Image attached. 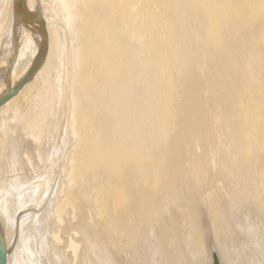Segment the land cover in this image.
<instances>
[{
    "label": "bare ground",
    "instance_id": "obj_1",
    "mask_svg": "<svg viewBox=\"0 0 264 264\" xmlns=\"http://www.w3.org/2000/svg\"><path fill=\"white\" fill-rule=\"evenodd\" d=\"M14 1V5L15 6H17V2H16V0H13ZM46 0H24L23 2H22V6H24L25 4H29L32 8H33V12L34 13H31L30 11H28V13L27 14H25L26 12H27V8L26 7H24V13H22V14H25V15H13L12 17H11V19H10V23H9V26H8V32L6 33V32H4V34L2 33V39H0L1 41H0V43L1 42H3L1 45V48H0V95H2L5 91H6V89H7V86L9 85L10 87L12 86V85H14L25 73H26V71H27V69H28V67L31 65V63L33 62V60H34V58H35V55H36V52L38 51V49H39V43H40V37H39V24H38V22L36 21V16H37V13L40 15V17L42 18V20L44 21V24H45V29H46V50H45V55H44V57H43V60H42V62H41V64H40V66L38 67V69L36 70V72L34 73V75L32 76V78L18 91V92H16L15 94H13L10 98H8L7 100H6V102L0 107V117H1V114H2V111L3 110H5V109H8V110H11V111H14V115H17L18 113H17V104H19L20 102H24V104H26V102H27V105H28V108L29 107H36L37 105H38V101H40V100H42L43 101V106L41 105V110H39V111H37V113L35 114L36 116H35V118L34 119H38V118H40L41 117V115H42V113H45V111L48 109V108H50V106L52 105V103H53V100H55V102H58V101H60L61 99L63 100L64 99V97H66V96H68V94L66 95L65 94V92H67L66 90L65 91H61L62 89H60V90H58L59 88H60V83H59V79H57V82H56V84L54 85H52V89H50L51 87L49 86V84L47 83V86H46V89H45V91L43 92V94L40 96V100H38V95L37 94H35L33 97L35 98V102L33 103V104H28V102H29V100H30V98L32 97V95H33V83H35V81L36 80H38V79H40V77H41V75H42V73H43V71H44V68H45V66H46V64L48 63V61H50V59H57L60 63H61V58L63 57V55H64V49H65V45H67V44H65V42H63L62 40H60L59 38H58V41H57V38H56V35L52 32L53 30L51 29V27H50V15H49V7L47 6V5H49V3L46 5L45 2ZM50 0H48V2H49ZM58 1V3H59V5H61V11H62V13H64V20H65V22H66V24H67V26H68V28H69V32L72 30V32H73V29H74V33H72V32H70V34L72 33V36H70L71 38H68V39H70V45H71V47H72V49H73V51H74V54H73V64H72V67L69 69L70 70V73L69 72H67V74L69 73V77H70V80H71V82H70V94H69V97L68 98H70L69 99V107H68V104H66L65 106H67V108L68 109H70V110H72V115H71V121H70V123H71V125L70 126H73L72 127V131H71V134H72V138H76V140L78 139V143L76 142V144H78V146L79 147H76L75 149H77V150H73L74 152H75V154L74 153H72V155H75V157L74 156H72L71 155V153H70V156L73 158H69L70 160V162H71V164H69V165H72V169H71V178L73 179L72 181H74V180H76V179H80L79 181H81V179H86L87 177H89V176H91L93 173H94V176H95V172H99L100 173V171H97V169L99 170V169H102L103 168V170L101 171V174H102V172H103V174H107V176L106 175H103V176H106V177H101L102 179L100 180V178L99 177H97V176H99V175H97L96 177H94V178H99V180L98 181H96V182H98L99 183V181H100V183L103 181V182H105V180H107L108 182H112V179H114V183L115 184H113V183H109V185L108 186H106L105 187V185L103 186L104 188H102V186H98L97 187V189H102V190H99L100 192L99 193H96V195L97 194H100L99 196H96L95 195V193H94V195L96 196V199L94 200V198H93V200H94V202L97 200V197H98V202H101L102 204V207H101V205L100 204H98V202L96 203L97 205H99L101 208H103V212H104V209L105 208H107L108 206V204H109V202H108V204H107V202L105 201V199H107V196L108 195H110L111 193V196L113 197L112 198V202H110V203H112V205H113V202H114V207L115 208H122V209H125L126 208V210H128L129 211V208H131V206H129V208L127 209V207L126 206H128V204L127 203H129L128 201V198L130 197V196H132L133 197V195L134 194H132V190L129 192L128 191V187L130 188V185L132 184L133 185V183H135L136 181V179L138 178H141L137 183H138V185L140 186H138V185H136V183H135V185L136 186H138V188H140V189H137V190H141V188H144L145 189V187H146V185H147V183L146 182H148V180H146V179H144V176H148V174L150 175V172L152 171L151 170V168L152 169H154V166L152 167V165H151V163H153L154 164V162L155 161H157V160H162V161H160V162H166L167 160V156L170 154V156H173L174 157V155L173 154H176L177 153V150L179 151L180 150V148H182V150H183V152H181L182 154L184 153V149L183 148H185L184 147V145L183 146H180V144H179V142H175V143H170L171 141V139L170 138H172L171 136H170V134H171V131H172V129H171V127H173V125H175L176 124V122L177 121H181V123L183 122L182 120H184L185 118H186V115H187V113H188V111H190V109H192L193 111L192 112H194V114H200L201 112L203 113V111L202 110H204L205 108H204V105L206 106H208V108H207V112L206 113H212V111H209L210 110V108H209V103H211V101H212V103H213V101L216 99V97H218V94H217V91H220L221 92V94H223L224 95V89L222 90L221 88L219 89V90H217L216 91V95H215V92L212 90L213 89V86H211V80H212V78H214L215 77V79L217 78L216 77V75L218 76V74L219 73H221V76L223 75V72L220 70V72H218V74H211V73H207L206 71V74H205V72H203V75H204V78L203 79H201V76H200V79L202 80V82H204V84H205V86H204V84H202L201 83V85H199V82H198V85H197V87L198 86H204V89L207 91V92H214L213 94H214V96H216L215 98H214V96H213V99L212 98H208L210 95H207V98L205 97L206 96V93L205 94H203L205 91L203 90V88H202V94H201V96L200 95H198V96H200V97H202L203 98V95H204V97H205V99H206V101L208 102V100L207 99H209L210 100V102L209 103H206L205 104V102H204V105L202 104L203 102H199V101H197V99H196V101H194L195 99H194V93H196L195 91L196 90H194V93H193V88L192 87H189V88H187L186 90H185V88L184 87H182V89L184 88V92L181 94V95H179L180 93H178L176 96L174 95V83H175V81H176V79H175V75L177 74V76H178V74H179V76H181V72L183 71L184 72V70H185V68L187 69L188 68V66H189V64L191 63L190 61H192L194 58H195V56H194V54H193V58H191L190 60H189V62H188V64H187V57H186V55L184 54V53H182V52H180V50H182L181 49V47L180 46H182V43L183 42H185V40L189 37V35H192L191 37H192V39H193V49L195 48L194 47V45H198L199 43H196L195 44V39L197 40V41H199L200 43H203V44H205V48L207 47V46H212V47H208V48H206L207 50H210L209 48H213L212 50H214L212 53V55H211V57H212V59H211V61H214L213 62V64L212 65H214V68H217L216 66H215V64L220 68V66L221 65H224V62L226 63V61H228L227 59H226V57H225V60L226 61H223L222 62V60H221V57L223 58V52L225 51V52H228V53H231V56H233V58H234V63H233V65L232 64H230L231 65V68H232V71H233V69L236 67L237 68V66L238 67H240V68H242L243 70H242V72H243V74L244 75H246V78H247V86L245 87L246 88V90H245V93H244V89H243V93L244 94H242V96H243V98H241V96H240V101L238 102V99H239V95H238V99H237V92H236V94L234 93V95L236 96L235 98L237 99V101L236 100H232V99H234L233 97H234V95L232 96L231 95V93L233 94V92H235V90L233 89V92L231 91V93H230V90L232 89V88H234V81H233V78H234V71H233V78H232V81H233V83L231 84V85H233V87L229 90V93H230V95L232 96V98H229V102H231V107L229 106V107H227L226 106V104H225V98H228L229 97V93H228V91H226V93H228V95L226 94V97H224V99L221 97V94H220V97H221V99L224 101V106H226V113H229L228 114V116H230V112H231V114H233V111H235V113L234 114H236V117H234V118H232L231 116L229 117V119L230 118H232V119H234V121L233 120H231L230 122H237L238 120H235V118L236 119H238V118H240L242 121H240L239 123H243V125H242V127H241V125H240V127H239V129L241 128V130H238L237 132L239 133V131H243V133H244V135H245V139H244V141H242L241 142V140H238V139H240V136H242L243 137V133H241V135L239 134H236V133H234V131H233V133L235 134V135H238V136H236V140H235V138H233L235 141H236V143L238 142V141H240L239 143L240 144H242L241 146H240V148L239 147H237V146H239L240 144H236L237 146H234V150H236L235 148L237 147V149H239V150H242V149H246V151H245V153H246V155H248V156H250L251 157V154H254L252 151H254V147L251 149V144H256V143H258L259 144V147L257 146V148L262 152V154L264 155V114L262 113V111L264 110V72H262L264 69H262L261 71H260V69L263 67L264 68V0H57ZM82 1V3L81 4H78L79 6H81L82 4H83V8H84V10H83V13L81 14H79L78 15V13H77V15L73 12V5L74 4H77L78 2L80 3ZM75 6H77V5H75ZM18 7V6H17ZM76 8V7H75ZM16 9V8H15ZM78 9V8H77ZM76 9V10H77ZM79 9H80V7H79ZM17 10V9H16ZM88 10H90V11H88ZM19 11V10H18ZM76 12V11H75ZM79 12H81V9H80V11ZM237 16V17H236ZM28 17V18H27ZM76 19H78V21H77V23L75 22L74 23V21H76ZM257 24V25H256ZM257 26V27H256ZM243 32H248V34H249V36L248 35H246L245 37H243V39L241 38H239V35H240V37H242L243 36ZM36 33H37V36H36ZM243 33V34H242ZM69 34V35H70ZM242 35V36H241ZM1 37V36H0ZM190 38V37H189ZM67 39V40H68ZM192 39H191V42H192ZM189 40V39H188ZM189 42H190V40H189ZM181 44V45H180ZM184 44V43H183ZM190 44V43H189ZM188 44V45H189ZM191 45V44H190ZM189 45V46H190ZM196 45V46H197ZM186 46V45H185ZM192 46V45H191ZM200 47H202V46H204V45H202L201 46V44L199 45ZM183 47V49L185 50V48H184V46H182ZM188 47V46H187ZM186 47V48H187ZM198 48V49H201V48ZM203 48V47H202ZM196 49V48H195ZM198 49H197V51H198ZM190 51H191V49H189ZM187 51V52H186ZM186 51H185V53H187L190 57H191V55H192V53L193 52H195V51H191V52H189L188 53V49H186ZM202 51V50H201ZM204 52H207L206 50H204ZM207 53H209V51L207 52ZM210 53H211V51H210ZM184 54V55H183ZM226 55V54H225ZM200 56L202 57V55H201V52H200ZM209 56V55H208ZM227 56V58H228V56L229 55H226ZM231 56L229 57L230 58V60H231ZM237 57H239L238 58V60H237ZM78 58V59H77ZM203 58V57H202ZM207 58V57H206ZM233 58H232V61H233ZM186 59V60H185ZM188 59H189V57H188ZM208 59V58H207ZM196 60V59H195ZM197 60H198V57H197ZM201 61H202V59H201ZM201 61H199L200 62V64H201ZM211 61H209L210 62V64L212 63ZM203 62L204 63H206V67H207V69H210V72H212L211 71V68H212V66H211V68H209V66H207L208 64H207V62H206V60H205V58L203 59ZM60 63H59V66H60ZM185 63V64H184ZM231 63V62H230ZM132 65H134V66H132ZM191 65V64H190ZM194 65V63L192 64V66ZM199 65V64H198ZM205 65V64H204ZM226 65V64H225ZM85 67L84 69L82 68V67ZM195 66L197 67V64H195ZM200 66V65H199ZM202 66H203V63H202ZM227 66H229V64H227ZM62 67V66H61ZM134 68V70L131 72V74H130V71H129V69L130 68ZM196 67H195V70H196ZM15 68H17L18 70L20 69V71L17 73V74H15V73H13V72H10V70L11 69H15ZM59 68V67H58ZM194 68V67H193ZM203 69H204V67H202ZM225 68V66L223 67V69ZM231 68H230V66H229V69L228 70H231ZM131 70V69H130ZM194 70V71H195ZM215 70V72H216V69H213V71ZM217 70H219V69H217ZM226 70H227V67H226ZM225 70V72L224 73H226V72H228V71H226ZM235 70H237V69H235ZM257 70V71H256ZM60 71V70H59ZM63 71V70H62ZM187 71V74H188V71L190 72V69L189 70H186ZM202 71V70H201ZM237 72H240V70L238 69L237 70ZM61 73V72H60ZM59 73V74H60ZM129 73V74H128ZM186 73V72H185ZM196 73L198 74V72H193L192 74H186L187 76H189V79L187 80V82H191L192 83V81H194V79H195V76H196ZM201 73V72H200ZM229 74V76H231V73L232 72H228ZM175 74V75H174ZM227 74V73H226ZM63 75V74H62ZM213 75H214V77H213ZM228 75H227V79H228ZM236 75H238V77H240V74H238V73H236ZM12 76V77H11ZM183 76V75H182ZM224 76H225V74H224ZM223 76V80H226V78ZM186 76L184 75V78L182 77V79L181 80H179V82L178 81H176L178 84L179 83H181L182 82V80H184V79H186V78H188V77H186ZM203 77V76H202ZM238 77H236V78H238ZM241 79L243 80V75H241ZM59 78V77H58ZM221 78L220 77H218V79H220L221 80ZM246 78H245V80H246ZM136 79H139L138 81V83L135 81ZM198 79V78H197ZM235 79V78H234ZM177 80H178V78H177ZM196 80V79H195ZM204 80V81H203ZM220 80H215V84H216V86H217V83H219L220 82ZM217 81V82H216ZM219 81V82H218ZM228 81H229V79H228ZM237 81H240L239 80V78H238V80ZM135 82L137 83V86H134V84H135ZM186 82V83H187ZM224 82V81H223ZM227 82V81H226ZM224 83V85H223V87L225 86V85H227V83ZM236 82V81H235ZM62 83V82H61ZM184 83H185V80H184ZM190 83V84H191ZM196 83V82H195ZM222 82H220V84H221ZM231 83V77H230V82H229V84ZM6 84H8V85H6ZM133 84V85H132ZM177 84V85H178ZM194 85V84H193ZM244 85V80H243V83L241 84V81H240V84H239V87H241V86H243ZM246 85V84H245ZM192 86V85H191ZM222 86V84L219 86V84H218V88L219 87H221ZM179 87H180V85H179ZM188 87V86H187ZM210 87H211V90L210 91H208L209 89H210ZM231 87V86H230ZM238 87V86H237ZM236 86H235V88H236V90L239 88H237ZM62 88V87H61ZM227 88L229 89V86H227ZM69 89V88H68ZM179 89V88H178ZM182 89H180L181 90V92L183 91ZM198 89V88H197ZM201 89V88H200ZM215 89V88H214ZM241 89H242V87H241ZM241 89L239 90L238 89V91H240V93H241ZM223 92H222V91ZM226 90V89H225ZM176 91H177V87H176ZM201 91L199 90H197V92H200L201 93ZM61 92H62V94H61ZM64 93V94H63ZM69 93V92H68ZM219 93V92H218ZM55 94V95H54ZM197 94V93H196ZM63 95H66V96H64L63 97ZM179 95V96H178ZM192 95H193V99H192ZM54 96L56 97V99L54 98ZM180 97V99H178V98H176V97ZM228 96V97H227ZM220 97H218L217 99L219 100V98ZM33 98V99H34ZM59 98V99H58ZM197 98V97H196ZM32 99V100H33ZM65 99H67V98H65ZM198 99L201 101V98H199L198 97ZM204 99V100H205ZM216 99V100H217ZM203 100V101H204ZM233 102H232V101ZM34 101V100H33ZM67 101H68V99H67ZM222 101V102H223ZM226 101H228V99L226 100ZM215 102V101H214ZM217 102V101H216ZM246 102H248V105H246L245 103ZM212 103H211V105H212ZM236 103V104H235ZM217 104H218V102H217ZM227 104H229V103H227ZM235 105L236 106V110L234 109L233 110V108H235V107H233L232 105ZM179 106V105H181L182 107V111H181V109H179L180 110V114L178 113V114H176L175 113V111H174V108H176V106ZM219 105V104H218ZM203 106V107H202ZM214 106H215V104H214ZM214 106H211V108L213 107L214 108ZM223 106V107H224ZM34 107L32 108V109H34ZM217 107V106H216ZM215 107V108H216ZM219 107V106H218ZM220 107H221V103H220ZM219 107V108H220ZM26 108V107H25ZM28 108H26V110L28 111L29 109ZM219 108H217V110H219ZM227 108H232V110L230 109L228 112H227ZM66 109V108H65ZM19 110V109H18ZM69 110V111H70ZM176 110V109H175ZM213 110V112H214V109H212ZM216 110V109H215ZM220 110H221V108H220ZM222 110H223V108H222ZM68 111V112H69ZM174 111V112H173ZM177 112H179L178 111V108H177ZM205 112V111H204ZM218 112V111H217ZM70 113V112H69ZM69 113H67V114H69ZM201 113V114H202ZM221 113V112H220ZM222 113H223V111H222ZM225 113V112H224ZM223 113V114H224ZM237 113H239V114H237ZM64 114L66 115V113L64 112ZM193 114V113H192ZM191 114V115H192ZM204 114V113H203ZM219 113H214L213 115H218ZM222 114V115H223ZM191 115H189L190 117H191ZM206 115H208V114H206ZM212 115V116H213ZM221 115V114H220ZM225 115H227V114H225ZM224 115V116H225ZM248 115V116H247ZM200 116V115H199ZM199 116H196V117H199ZM205 117V115H202V117ZM209 116H211V114L210 115H208V119H209ZM211 116V117H212ZM215 116V118H217ZM233 116H235V115H233ZM246 118V119H244V117ZM23 117H24V115H23ZM26 117V116H25ZM24 117V118H25ZM66 117V116H65ZM188 117V116H187ZM193 117H195V116H193ZM202 117H200V119H202ZM49 118V117H48ZM192 118V117H191ZM214 118V117H213ZM228 118V117H227ZM244 120H243V119ZM65 119V118H64ZM193 119H196L197 120V118H192V120ZM207 117L205 118V121H203L202 123H206V121H208V123H211L214 119H207ZM220 119H222V118H220V116H219V120L218 121H220ZM225 119H226V117H225ZM18 120V119H17ZM33 120V119H32ZM31 119H30V117H28L23 123L24 124H27V125H29L30 126V124H31V121H32ZM189 120V119H188ZM210 120H212V121H210ZM223 120H224V118L221 120V122H222V124H225L226 122H228V120L226 119V122L224 121L223 122ZM65 121V120H64ZM184 121H187V120H184ZM193 121H195V120H193ZM201 121V120H200ZM215 121V120H214ZM20 122H21V120H20ZM68 122V121H67ZM188 122V121H187ZM198 122V121H197ZM220 122V123H221ZM232 122V123H233ZM19 123V122H18ZM32 123H34V124H32L33 125V128H34V131L33 132H31V135H32V138L33 139H38V138H40L41 139V137L40 136H42L41 134L42 133H44V129H43V127H44V124H45V118L43 117L42 119H40V120H36V121H33ZM69 123V122H68ZM69 123V124H70ZM195 123V122H194ZM199 123V122H198ZM216 125H212V126H210L209 124H202V125H205V127H206V125L208 126L209 125V127L207 128L206 127V129H208L209 130V128L211 127V130H212V127L213 126H216L215 128L213 127V129H214V131H211L212 133H214L215 131H217V132H219L220 133V135H221V132H222V130H220V129H230V128H232V129H230V130H228V132L230 131V132H232V130H233V126H229L228 128L226 127L225 128V125H223L222 126V124L220 125L221 127H219V128H217L218 126V124H219V122H217L216 121ZM187 124H189V122L187 123ZM197 124V123H196ZM195 124V125H196ZM215 124V123H214ZM229 124H231V123H229ZM66 125V124H65ZM64 125V126H65ZM183 125V124H182ZM185 125V124H184ZM192 125V124H191ZM194 125V124H193ZM193 125L192 126H190V127H193ZM197 125L199 126L200 125V127H199V129H198V127H197ZM196 126H195V128H197V130L198 131H196V129H195V133H198V136L200 135V134H202V132L204 133V131L203 130H206V129H203L204 128V126H201V122H200V124H197ZM231 125H235V124H231ZM180 127H181V125H179ZM236 126H237V124H236ZM238 126H239V124H238ZM237 126V127H238ZM27 127V126H26ZM32 126H30V128H31ZM67 127V126H66ZM106 127H108L107 129H106ZM177 127V126H176ZM179 127V128H180ZM189 127V126H188ZM189 127V128H190ZM237 127H235L234 126V129H237ZM175 128V127H174ZM184 128V130L185 129H187V127H183ZM194 128V127H193ZM219 129V131L218 130H215V129ZM242 129H244V130H242ZM174 130V129H173ZM179 130V129H178ZM187 130H189V129H187ZM194 130V129H193ZM207 131V130H206ZM179 132H180V130H179ZM185 132H186V130H185ZM184 132V133H185ZM190 132L192 133V130H190ZM190 132H186V133H188V134H190ZM207 132H210V131H207ZM211 132H210V134H211ZM227 132V130H226V133H228ZM236 132V131H235ZM172 133H173V131H172ZM176 133L177 132H175V136H176ZM183 133V132H182ZM183 133V134H184ZM225 133V131H223V134ZM71 134H68L69 136L71 135ZM179 134V133H178ZM192 134H194V133H192ZM192 134L190 135V136H192ZM209 134V135H210ZM218 134V133H217ZM217 134H216V136H217ZM230 134V133H229ZM228 134V135H229ZM232 134V133H231ZM233 134V135H234ZM186 135V134H185ZM196 135V134H195ZM203 135V134H202ZM204 135H205V133H204ZM209 135L207 134L206 135V137L208 136L209 137ZM212 135V134H211ZM210 135V136H211ZM213 135H215V133L213 134ZM219 135V134H218ZM225 135V134H224ZM227 135V136H228ZM234 135V136H235ZM172 136H173V134H172ZM187 137H188V139H189V135H186ZM196 137V138H198L199 140L201 139V135H200V138L199 137ZM231 137H233L232 135H230ZM260 138H259V137ZM177 137V136H176ZM182 137V136H181ZM187 137H185L186 139H187ZM203 138H202V140H203V142H205V140H206V138H204L205 136H202ZM213 138H215L214 136H212ZM211 137V138H212ZM222 137L223 136H220V139H222ZM226 137V136H225ZM225 137H223V138H225ZM70 138H71V136H70ZM71 138V139H72ZM178 138H179V136H178ZM191 138V137H190ZM192 138H193V136H192ZM194 138H195V136H194ZM195 138V139H196ZM238 138V139H237ZM40 139H38V141L40 140ZM186 139H184V137H183V139L182 140H185V142H184V144H186L185 146L187 147V149L189 150V148L191 149V146H187V145H189L188 143H190L191 141H195V139L193 140H191V139H189V141H187ZM208 140H207V142L208 141H211V139L209 140V138H207ZM217 139V138H216ZM232 139V138H231ZM73 140V139H72ZM175 140V139H174ZM191 140V141H190ZM214 140V139H213ZM218 140V142H219V138L217 139ZM227 138L226 139H224L223 141L224 142H226V144H228L229 143V141H228V143H227ZM238 140V141H237ZM71 141V140H70ZM181 141V140H180ZM198 141V140H197ZM216 141V140H215ZM230 141H232L233 142V140H230ZM234 141V142H235ZM74 142V141H73ZM174 142V141H173ZM183 142V141H182ZM181 142V143H182ZM200 142L201 141H199V147L200 146H202V143H201V145H200ZM217 142V141H216ZM221 142V141H220ZM233 142V143H234ZM68 143V142H67ZM71 143V142H70ZM192 143V142H191ZM195 143L197 144V142L195 141ZM215 142L213 141V143L212 144H214ZM233 143H231L230 142V144H233ZM174 144V145H173ZM178 144H179V146H178ZM193 144H194V142H193ZM205 143H203V145H204ZM208 144V145H207ZM209 144H210V146H212L211 145V143H206V145H207V149H208V147H210L209 146ZM218 144V143H217ZM216 144V145H217ZM222 144H224L223 142H222ZM222 144H221V146H220V148L222 147ZM235 144V143H234ZM233 144V145H234ZM60 145V144H59ZM182 145V144H181ZM192 145V144H191ZM219 145H220V143H219ZM219 145H217V146H219ZM257 145V144H256ZM73 146V145H72ZM176 146V147H175ZM193 146V145H192ZM224 146V145H223ZM225 146H228V148H231L229 145H225ZM242 146H243V148H242ZM251 146V147H250ZM43 147V146H42ZM48 147V146H47ZM179 147V148H178ZM194 147L196 148V146L194 145ZM197 147H198V145H197ZM250 147V148H249ZM44 148H45V146H44ZM52 148V147H51ZM59 148V147H58ZM163 148H166V149H164L165 151L164 152H166V153H164V152H162V153H164L165 154V157H163V155L160 153L161 151H163ZM178 148V149H177ZM203 148H204V146H203ZM205 148V149H206ZM212 147H210L209 149L210 150H208V151H213L212 149L214 148V146H213V148L211 149ZM216 148V147H215ZM223 148V147H222ZM257 148H256V150H257ZM43 149V148H42ZM55 149V148H54ZM186 149V150H187ZM198 149V148H197ZM219 149V148H218ZM217 149V150H218ZM224 149V148H223ZM222 149V150H223ZM227 149V148H226ZM225 149V150H226ZM233 149H231V150H233ZM249 149H251L250 151H248ZM161 150V151H160ZM181 150V151H182ZM192 150H194V149H191V150H189L190 152H191V155L193 154H200V153H197L196 152V149L193 151L194 153H192ZM199 150H201L200 148H199ZM199 150H197V151H199ZM221 150V151H222ZM234 150H233V152H234ZM238 150V151H239ZM42 151V150H41ZM48 151V150H47ZM205 151V153H206V151L207 150H204ZM208 151H207V153H208ZM215 151H216V149H215ZM226 151H228V153L230 152L229 150H226ZM243 151V150H242ZM45 154H46V152L45 151H43ZM72 152V151H71ZM187 153H188V151H186ZM185 152V153H186ZM219 152V151H218ZM225 152V151H224ZM232 151L228 154L227 152L226 153H224L225 155H223L224 156V158L223 159H221V157H220V162L218 161L217 163L219 164V166H221L220 165V163L222 162V163H226V161L229 159L228 158V155H231L232 153H233ZM241 152V151H240ZM240 152L238 153V154H240ZM254 152H256V151H254ZM258 152V153H257ZM256 153L257 154H260L261 156H262V154L261 153H259V151H257ZM69 153V152H68ZM67 153V154H68ZM161 154V156L164 158V160H163V158H160L159 159V156H160V154ZM180 153V154H181ZM204 153V152H203ZM205 153L203 154V155H205ZM207 153H206V155H205V158H206V156H207ZM212 153H214V152H212ZM216 153H217V151H216ZM245 153L243 152V155L245 156ZM172 154V155H171ZM210 154V153H209ZM221 154H223V152H221ZM227 154V155H226ZM236 154V151H235V153H234V155ZM237 154V155H238ZM242 154V153H241ZM40 155H41V153H40ZM64 155V154H63ZM178 155V154H177ZM190 155V153L187 155V158H192V156L190 157L189 156ZM217 155H219L218 153L215 155V153H214V157L215 156H217ZM233 155V157H234V159H235V162H236V155L234 156ZM243 155H240V156H243ZM260 155H259V158H260V161L262 162V161H264V160H261V159H263V158H261L260 157ZM65 156V155H64ZM63 156V157H64ZM160 156V157H161ZM179 156H181V155H179ZM189 156V157H188ZM211 156V155H210ZM226 156H227V160H226ZM232 156V155H231ZM239 156V155H238ZM13 157H15V155L13 156ZM13 157H10V162H12L11 160V158H13ZM40 157V156H39ZM42 157H44L43 155H42ZM149 157H151L150 159H151V161L152 160H154L153 162H150V164H148L149 162L147 161V162H145V160H146V158H149ZM198 157H199V155H198ZM209 157V156H208ZM208 157L206 158V159H204V160H207L206 162H207V166H208V164H210V162L208 161ZM212 157V156H211ZM210 157V158H211ZM247 156H245V158H246ZM252 157H253V155H252ZM251 157V158H252ZM255 157H257V155H254V160L256 159ZM262 157H264V156H262ZM19 158V157H18ZM41 158V157H40ZM155 158V159H154ZM200 158H202V156H200L198 159H197V157H195L194 159H197V161H195L194 162V160L193 161H191L190 163H195L196 165H198L199 163H202V159H201V162L200 161H198ZM204 158V157H203ZM217 158H218V156H217ZM237 158H239V157H237ZM14 159H17V158H13V160ZM46 159V158H45ZM66 159H67V157H66ZM169 159V158H168ZM172 159H174V158H172ZM180 159V158H179ZM193 159V158H192ZM213 159V162L212 163H214V158H212ZM226 161H225V160ZM233 159V160H234ZM241 159V158H240ZM247 159V158H246ZM246 159H245V161H244V159H243V161L244 162H246ZM169 160H171V158L169 159ZM183 160H185L184 159V157H183ZM190 159H188V161H189ZM230 160H232V159H229V162H230ZM233 160H232V162H231V164L233 163ZM238 160V159H237ZM242 160V159H241ZM240 160V161H241ZM250 160H252V162L254 161L253 159H250ZM250 160H248V161H250ZM257 161L256 162H258V163H260L258 160V157H257V159H256ZM18 161V160H17ZM150 161V160H149ZM187 160H186V165H190V168H191V171H192V168L194 167V168H196L195 170H193L194 172H195V174H194V172H193V174H194V176L195 175H197L196 174V171H197V173L200 171V172H202V173H200V175L202 176V174L204 175V176H206L205 174L206 173H208V176L207 177H205L206 178V180H207V178H208V181H209V179H210V175L209 174H211V173H209V171L210 170H212V169H210L211 167L212 168H214V169H216V171H218V172H220V170L223 168V166H224V164H223V166L221 167V169H219V166L217 165L216 167H218V168H215L214 166H211V167H208L210 170H207V172L205 171L206 169H207V166L205 165V167H204V164L202 163V164H199V166L200 165H202L203 167H204V171L205 172H203V167L202 166H198L199 167V169L200 170H198V168L197 167H195V166H193L194 164H192V166L193 167H191V164H189V162H188ZM217 161V160H216ZM239 161V160H238ZM237 161V162H238ZM240 161H239V164H236V169L238 170V168H240L239 166H242V163L244 164V162L243 161H241V165H240ZM248 161H247V163H248ZM9 162V161H8ZM15 162V161H14ZM169 162V165H172L173 163H174V161L172 162V161H168ZM170 162H172V164H170ZM197 162H199L198 164H197ZM203 162H205V161H203ZM205 162V163H206ZM40 163V162H39ZM42 163V162H41ZM67 163H69V162H67ZM145 163H147L148 165H149V167H150V165H151V167H150V169L147 167V165H145ZM164 163H163V165H164ZM180 165H181V163H183V161L181 160L180 162ZM216 163V162H215ZM212 164V165H216V164ZM250 163H251V161H250ZM254 163V162H253ZM264 163V162H263ZM262 163V164H263ZM13 164V163H12ZM64 164V163H63ZM66 164V163H65ZM155 164H159L158 162H156ZM168 164V163H167ZM175 164V163H174ZM174 164H173V166H174ZM177 164V163H176ZM184 164V163H183ZM230 164V163H229ZM230 164V167L228 168V171H229V169L231 170V167L232 168H234L232 165ZM235 164H233L234 166H235ZM252 164V163H251ZM251 164H249V167L251 168V166L253 165H251ZM255 164V163H254ZM261 164V163H260ZM261 164V165H262ZM8 165H10L9 163H8ZM16 164H14V166H15ZM178 165V164H177ZM186 165H184V166H186ZM211 165V164H210ZM226 166H229L228 165V161H227V164H225ZM245 165V167H247L246 165L247 164H244ZM243 165V166H244ZM251 165V166H250ZM256 165V164H255ZM160 166V169L159 170H161V172H164V169L162 170V168H164V167H162V165H159ZM183 166V167H184ZM237 166H238V168H237ZM243 166H242V168H243ZM257 166V165H256ZM258 166H259V164H258ZM8 168L10 167V166H7ZM62 167H63V165H62ZM67 167V166H66ZM65 167V168H66ZM148 169H147V168ZM156 167H157V165H156ZM156 167H155V170H156ZM162 167V168H161ZM169 167V166H168ZM171 167V166H170ZM175 167H177V166H174V168ZM189 167V166H188ZM260 167V166H259ZM262 167H263V165H262ZM159 168V167H158ZM174 168H168V169H172V172L174 173V171H173V169ZM178 168H181V166L179 167V165H178ZM242 168H240V172H242L241 171V169ZM250 168H248V170L247 169H245V170H247V172L249 173V171L252 169V168H254V171H255V173L257 172V171H259V170H255V166L253 165L252 166V168L250 169ZM264 168V167H263ZM262 168V170H261V174L259 173V172H257V173H259V175L258 176H262V174H263V177H261L262 178V180H263V178H264V173H263V169ZM11 169H13L12 167H11ZM63 169H64V167H63ZM67 169V168H66ZM69 170H70V167L68 168ZM68 169H67V175L69 174L70 175V173H68ZM183 169H185V167L183 168ZM182 169V172L184 171ZM187 169V171L189 170V172H190V169H188V168H186ZM185 169V170H186ZM214 169H213V172H214ZM219 169V170H218ZM226 168L224 167V169H223V171L225 170ZM14 170V169H13ZM61 170H62V168H61ZM149 170H151V171H149ZM165 170H167V169H165ZM227 170V169H226ZM226 170H225V173H226ZM243 170V169H242ZM253 170V169H252ZM6 171H7V169H6ZM8 171H10L11 172V170H8ZM149 171V172H148ZM156 171H158V170H156ZM156 171H155V173H156ZM176 171H177V168H176ZM175 171V172H176ZM180 171V170H179ZM221 172V173H224V172ZM235 171V170H234ZM234 171H232L233 173H234ZM254 171H252V174H254ZM63 172V171H62ZM104 172H106V173H104ZM154 172V171H153ZM166 172V171H165ZM167 172H168V170H167ZM170 172V171H169ZM210 172H212V171H210ZM212 172V173H213ZM232 172H228L230 175L232 174ZM237 172V171H236ZM240 172H238V173H240ZM246 172V173H247ZM53 173V172H52ZM66 173V172H65ZM155 173H154V175H155ZM171 173V172H170ZM177 173H179L178 171H177ZM181 173V172H180ZM185 173V172H184ZM187 173V172H186ZM185 173V175L187 176V174H189V173H187L186 174ZM192 173V172H191ZM190 173V174H191ZM217 173V172H216ZM216 173H213V175L214 174H216ZM220 173V174H221ZM49 174V173H48ZM100 174V175H101ZM152 174V173H151ZM158 174H161L160 172L158 173ZM168 174V173H167ZM193 174H191V177H193V179H194V176H193ZM218 175H220L219 173H217ZM216 174V175H217ZM229 174H227V175H229ZM235 175L237 174V173H234ZM234 174H232V177H234L235 175ZM240 174H242V173H240ZM243 174H244V171H243ZM55 175V174H54ZM65 175V174H64ZM63 175V176H64ZM66 175V176H67ZM154 175L152 174V176L154 177ZM156 175H157V173H156ZM156 175H155V177H156ZM162 175V174H161ZM166 175V174H165ZM172 175H174V177H175V173L174 174H172ZM171 174H168V176H172ZM212 175V174H211ZM222 175H224V174H222ZM226 174L224 175L225 177L227 176ZM229 175V176H230ZM234 175V176H233ZM239 175V174H238ZM238 175H236V176H238ZM244 175H246V174H244ZM243 175V176H244ZM62 176V175H61ZM158 176V178H159V175H157ZM163 176V175H162ZM161 176V177H162ZM189 176V175H188ZM199 175H197L196 176V179L197 178H199V179H201V182L202 181H205L204 180V176H199ZM229 176H227L226 177V179H229V182H228V186H230L231 185V183L230 182H233V181H235L234 180V178H233V180H231V178L229 177ZM240 176V175H239ZM238 176V177H239ZM243 176H241V177H239V178H236L235 177V179H239V181L237 180V181H235V182H237V183H235V184H238V182H240L241 183V181H242V178L244 179V177ZM247 176V175H246ZM245 176V177H246ZM248 176L249 177H251L250 176V174H248ZM257 176V178H260V177H258ZM68 177V176H67ZM137 177V178H136ZM148 177H151V175L150 176H148ZM201 177V178H200ZM217 177H219V176H217ZM217 177H215V175H214V177L212 176V178L214 179V181H215V179H216V181L215 182H217ZM223 177V176H222ZM221 177V178H222ZM252 177H254V176H252ZM10 178V177H9ZM15 178V177H14ZM94 178H92L93 180H94ZM104 178H107V179H104ZM146 178V177H145ZM152 178V177H151ZM151 178H148V179H151ZM157 178V177H156ZM156 178H155V180H156ZM158 178H157V180L154 182V183H151L152 182V180H149V182L151 183V188H152V185H153V188L155 189H157V187L159 186V188L156 190L157 192H159V189L161 188V184L163 183V180H165V179H163V180H161L162 182H161V184H160V182L158 181ZM164 178H166V176H164ZM172 178V177H171ZM185 178V177H184ZM189 178H190V176L189 177H187V179L189 180ZM211 178V179H212ZM220 178V177H219ZM261 178H260V180H261ZM69 179V178H68ZM88 179L89 178H87L86 180H87V182L85 181V183L87 184V183H89L88 182ZM109 179V180H108ZM137 179V180H138ZM160 179H162V178H160ZM170 179V178H169ZM192 179V180H193ZM222 179H224V181H225V178H222ZM241 179V180H240ZM246 179V183L244 182V184L245 185H247V182L249 181V180H247V177L245 178ZM244 179V180H245ZM248 179H250V178H248ZM16 180V179H15ZM61 180V179H60ZM92 180V181H93ZM97 180V179H96ZM153 180H154V178H153ZM180 180V178H178V181ZM182 180H183V178H182ZM185 180L186 179H184V184L185 183H187V182H185ZM188 180H186V181H188ZM219 180V179H218ZM231 180V181H230ZM243 180V181H244ZM252 180H254V179H252ZM255 180H258V179H256L255 178ZM7 181V180H6ZM13 180H11L10 182H12ZM68 181V180H67ZM79 181H77V185H79ZM89 181L91 182V180L89 179ZM134 181V182H133ZM171 181V180H170ZM173 182L175 181V180H172ZM177 181V180H176ZM175 181V182H176ZM177 181V182H178ZM190 181V183L188 182V184H187V186H185V190H186V192H185V197L186 198H188L187 196H189L190 195V192H193V188H195L196 189V185L198 184L197 182H199V180L197 179V182H195L194 181V183L192 182V184H191V179L189 180ZM212 182H213V180H211ZM220 181V180H219ZM9 182V181H8ZM7 182V183H8ZM21 182V181H20ZM49 182V181H48ZM71 182V181H70ZM69 182V184H74V182H71L70 183ZM94 182H95V180H94ZM102 182V183H103ZM107 182V183H108ZM167 182H168V179L163 183V189L165 190L166 188V186H164V184L166 183L167 184ZM173 182L171 183V184H173ZM180 182V181H179ZM201 182L199 183V184H201ZM206 182V181H205ZM211 182V183H212ZM221 182V181H220ZM253 182V181H252ZM252 182H250L249 181V183H252ZM255 183H252L253 184V186L254 185H256L257 186V184H259V183H257L256 181H254ZM260 183L262 182V181H259ZM16 183V182H15ZM60 183V182H59ZM58 183V184H59ZM92 184H94V185H96L97 186V184H95V183H93V182H91ZM99 183V184H100ZM106 183V182H105ZM168 183H170V182H168ZM197 183V184H196ZM203 183V182H202ZM209 183H210V181H209ZM209 183H208V186H209ZM210 183V187H208V188H215L216 187V185H215V187H214V185L212 186V184ZM224 183H227V180H226V182H224ZM239 183V184H240ZM263 184H264V180H263V182H262ZM261 183V184H262ZM20 184V183H19ZM57 184V185H58ZM69 184H68V186H69ZM81 184H82V186L84 187V185H83V183H82V181H81ZM91 184V187L90 188H92V190L94 191L95 190V188L93 189V185ZM113 184V185H112ZM144 184H146V185H144ZM171 184H169V185H171ZM195 184V185H194ZM198 184V185H199ZM214 184V183H213ZM221 184V183H220ZM233 184V183H232ZM235 184H233L234 186V190H236V188H238V186L236 187V185ZM243 184V183H242ZM243 184V185H244ZM262 184V185H263ZM46 185V184H45ZM75 185V184H74ZM89 185H90V183H89ZM101 185V184H100ZM174 185V184H173ZM173 185H171V186H173ZM197 185V186H198ZM217 185L219 186V184L217 183ZM226 185V184H225ZM244 185V186H245ZM60 186V185H59ZM87 185H85V188L84 189H86L87 187H86ZM95 186V187H96ZM128 186V187H127ZM145 186V187H144ZM149 185H147V187H148ZM167 186H168V184H167ZM170 186V187H171ZM176 186H177V189H176ZM182 186V185H181ZM180 186V187H181ZM201 186V185H200ZM212 186V187H211ZM222 186V185H221ZM227 186V185H226ZM248 186V188L249 187H252V185L250 186V184H248L247 185ZM255 186V187H256ZM61 187V186H60ZM72 187V186H71ZM81 186H79V188H80ZM132 187V186H131ZM169 187V186H168ZM199 187V186H198ZM202 187H204V184H203V186ZM205 187H206V184H205ZM204 187V189L206 190H208V188L206 187L205 188ZM223 187V186H222ZM232 187V186H231ZM230 187V188H231ZM233 187L231 188V189H233ZM255 187H253V190H254V188ZM264 187V186H263ZM263 187L262 186H260V190H262L263 189ZM3 188H5V186L3 187ZM57 188V187H56ZM59 188V187H58ZM78 188V190L77 191H80L82 188H80L79 189ZM88 189V191L90 192L91 191V189ZM149 188V187H148ZM148 188H147V190H148ZM151 188L149 189V192H150V190H151ZM152 188V189H153ZM173 188H175L176 190H179L180 191V188L178 187V184H176L175 183V186H173ZM173 188H171V189H173ZM179 188V189H178ZM200 188V187H199ZM198 188V189H199ZM219 188V187H218ZM218 188H216L215 190L214 189H212L211 191L212 192H209V193H207L206 192V194H207V199L209 200V202H203V206H202V203L200 204L197 200H192V201H194V204H193V206H191L190 207V210H188V213H187V215L180 221V222H186V223H189L190 224V226H189V224H186V225H188L189 226V228L192 230H190V232L191 233H196L198 236V238L197 237H195L197 240H195V238H194V240L192 239L191 241V246H192V249L190 248V246L189 245H187V246H189V248L192 250V253L193 254H195L196 252H198L199 253V251H208V250H210L211 249V244L213 243V239H212V237L216 234V232H218V231H220L221 230V228H223L224 227V225H226L222 220H220L219 221V223H218V221H217V225H214L216 222H213V220L215 221V219L217 218V217H219L218 219H221L220 218V213H222L221 211H225V213H226V209L225 210H221L220 211V209L219 208H221V207H223V206H225V205H227L228 207H229V205L230 204H228V203H230V201L229 200H226V201H228L227 203H222L223 204V206H222V204H221V202H219L218 200V203L216 202V201H214L213 199L214 198H216V197H220V195L218 196L216 193H217V190H218ZM225 188V187H224ZM227 188H229V187H227ZM245 188H246V186H245ZM258 188H259V186H258ZM262 188V189H261ZM47 189V188H46ZM71 190H72V188H70ZM77 189V188H76ZM84 189H82V191H80V192H83V195L84 194H86V191L87 190H84ZM133 189V188H132ZM143 189V190H144ZM171 189L169 188V191H170V193H171ZM241 189H244L243 188V186H242V188H240V191H238L239 190V188L236 190V191H238V193L239 192H242V190ZM257 189V188H256ZM1 190V189H0ZM85 192H84V191ZM105 190V191H104ZM166 190H168V188L166 189ZM174 190V189H173ZM197 190V189H196ZM204 190V191H205ZM220 190V189H219ZM218 190V191H219ZM223 190V189H222ZM250 190V189H249ZM259 190V189H258ZM258 190H256V191H258ZM43 191H44V189H43ZM42 191V192H43ZM70 190H68L67 192H69ZM93 191H92V193H93ZM97 191V190H96ZM95 191V192H96ZM130 193V195H128V192ZM134 191H135V193H137L136 192V190H135V188H134ZM142 191V190H141ZM141 191H139V193H141V195H142V192ZM154 191V190H153ZM153 191H151V192H153ZM175 191V190H174ZM200 191H202V193L200 192ZM203 190H201V188L198 190V191H195L196 193H197V196L199 197L200 196V199H201V195L204 193L205 194V192H204ZM213 191H215V194H216V197L214 196V193H213ZM223 191H225V190H223ZM223 191H221L220 190V192H222V194L221 195H224L223 193ZM229 190H227V193H229L228 192ZM231 191H233V190H231ZM231 191H230V196H231ZM244 191V190H243ZM245 191H248V189H245ZM244 191V192H245ZM252 191V190H251ZM256 191L254 192H252L251 194L253 195V193H256ZM1 192V191H0ZM46 192V191H45ZM45 192H44V194H43V196L45 195ZM80 192H77L78 193V196L76 197L75 195V198H78V197H82L81 196V193ZM98 192V191H97ZM148 192V191H147ZM148 192V194H150ZM161 192V191H160ZM168 192V191H167ZM173 192V191H172ZM182 192V191H181ZM195 192H193V193H195ZM244 192H243V194H244ZM249 192V191H248ZM72 193V192H71ZM79 193H80V196H79ZM106 193H108V195L106 194ZM154 193V192H153ZM152 193V194H153ZM168 194V193H166V192H162V194ZM169 193V195H171ZM175 193V192H174ZM173 193V194H174ZM200 193V195H198ZM213 194V196H214V198L212 199V195L211 194ZM226 193V192H225ZM237 193V194H238ZM260 193V192H259ZM262 193H264V189H263V192ZM47 194V193H46ZM55 194H58V193H55ZM65 194H67V193H65ZM69 194V193H68ZM74 194V193H73ZM138 194V193H137ZM147 194V195H148ZM152 194H150V195H152ZM158 194V193H157ZM156 194V196L157 197H159V194L157 195ZM163 194V195H164ZM173 194L171 195V196H173ZM218 194H220V193H218ZM232 196L234 197V196H236L235 195V191L234 192H232ZM240 194V193H239ZM239 194H238V196H239ZM246 194H248L247 192H246ZM249 194H250V192H249ZM248 194V195H249ZM257 194H258V192H257ZM24 195H26V194H24ZM54 195V194H53ZM77 195V194H76ZM138 196L139 198L140 197H142V196ZM163 195H161V196H163ZM165 195L163 196V200H166V203H165V206L167 205V207H170V211H171V207L173 206L172 205V203H171V201L169 202L168 201V197H166L167 199H164V197H165ZM184 195V194H183ZM182 195V196H183ZM244 195V196H247V198L249 197V196H251V195ZM27 196V195H26ZM25 196V197H26ZM41 196V195H40ZM42 196V198H44ZM63 196V195H62ZM92 196V195H91ZM105 196H106V198H105ZM161 196L159 197V199H161ZM167 196V195H166ZM175 196V195H174ZM173 196V197H174ZM204 196H206V195H204ZM256 196L257 195H255V198H256ZM263 197H264V195H262ZM261 196V193H260V198L262 197ZM28 197V196H27ZM56 197V196H55ZM59 197V196H58ZM73 198V196L71 195L70 196V198ZM85 197V196H84ZM84 197H83V199H84ZM109 198H111L110 196H108ZM137 197V198H138ZM203 197V196H202ZM210 197H211V199H210ZM225 197H227V196H225ZM233 197H232V199H233ZM242 196H241V194H240V196L237 198V199H239V198H241ZM258 197V196H257ZM61 198V197H60ZM63 198H65V197H63ZM67 198V197H66ZM69 198V197H68ZM69 198V199H70ZM86 198H87V196H86ZM108 198V199H109ZM131 198V197H130ZM150 198V197H149ZM154 198H156V197H154ZM190 198V197H189ZM195 198V197H194ZM203 198H205V200H206V197H203ZM228 198H231V197H228ZM228 198H226V199H228ZM235 198V197H234ZM243 198V197H242ZM245 198V197H244ZM244 198L241 200V201H243L244 200ZM250 198H252V196L251 197H249V199ZM253 198H254V195H253ZM252 198V199H253ZM259 198V197H258ZM26 199V198H25ZM38 199V198H37ZM40 200H41V198H39ZM69 199H67L68 201H69ZM79 199V198H78ZM77 199V200H78ZM82 199V198H81ZM80 199V200H81ZM83 199H82V201H83ZM88 199H89V197H88ZM107 199V200H108ZM143 199V198H142ZM158 199V200H159ZM184 199V197L183 198H181V200H183ZM197 199H199V198H197ZM218 199V198H217ZM221 199V197L219 198V200ZM224 199V198H223ZM231 199V200H232ZM246 199V198H245ZM43 200V199H42ZM80 200H78V201H80ZM84 200H86V199H84ZM92 200V201H93ZM131 200H132V198H131ZM130 200V201H131ZM135 201H136V199H134ZM152 200L154 201V199H153V196H152ZM163 200H159L157 203H160L161 204V202L160 201H163ZM169 200H170V198H169ZM174 200V199H173ZM204 200V199H203ZM202 200V201H203ZM204 200V201H205ZM207 200V201H208ZM212 200V201H211ZM247 200V199H246ZM246 200H244V201H246ZM257 200V198L255 199V201ZM261 200H263V198L262 199H258V201L257 202H259V201H261ZM70 201H73L74 202V200H71L70 199ZM69 201V202H70ZM88 201H90V200H88ZM88 201H86L87 203V205L86 204H84V205H86L87 206V210L88 211H90L89 209H88V206H90V207H92L93 206V203L94 202H91V205H90V203L88 202ZM102 201H104L106 204H104ZM109 201H111V200H109ZM140 200H138L137 201V203L139 202ZM153 201L151 202V204L153 203ZM157 201V199L154 201V202H156ZM172 205V206H169L170 204H168V202ZM184 201V200H183ZM183 201H182V203H183ZM233 201H236L235 199L233 200ZM233 201H231L232 203H233ZM240 201V202H241ZM249 201V200H248ZM253 200H251L250 202L254 205L255 203H253L252 202ZM9 202V199L6 197V203H7V205H6V207H5V205L3 206V205H1L2 203L0 202V245L4 248V251H5V264H25V256L23 257V255L25 254V253H23L24 251H23V244L25 243H23L22 245H19V247L17 246V248L13 251V252H11V251H7V248H6V246L8 245L9 246V244H10V242H9V240H10V237H9V235L11 234V233H9V231H10V228H9V226H11L10 224V222H13V221H10L11 219H10V217H9V215L10 216H12L11 214H9L10 212V209H11V207H12V205L10 206V207H8V204L10 203H8ZM25 202V201H24ZM39 202V201H38ZM65 202V201H64ZM83 202H85V201H83ZM132 202V201H131ZM143 202H145V200L143 201ZM165 202V201H164ZM164 202H163V205L162 206H164ZM190 202V201H189ZM222 202H223V200H222ZM224 202H225V200H224ZM239 201H237V203L239 204L240 203ZM249 202V203H250ZM264 202V201H263ZM262 201L260 202L261 204H263L262 206H264V203H263ZM76 203V202H75ZM74 203V204H75ZM140 203H141V201H140ZM147 203V202H146ZM209 203V204H208ZM242 203H244V202H242ZM242 203H240L241 205H242ZM61 203H59L58 205H60ZM72 204V203H71ZM74 204H73V207H74ZM78 204V203H77ZM77 204H75L76 206L75 207H77ZM82 204V205H83ZM132 204V203H131ZM142 204V206H143V203H141ZM140 204V205H141ZM153 204H156V203H153ZM179 204V203H178ZM208 204V205H207ZM218 204V205H217ZM220 204H221V207H220ZM251 204V206H253ZM261 204H255V206H253V207H256L255 209H254V212H256L257 211V213L259 212L260 213V215L261 216H259V220H258V222L260 221V219H264V217H263V212L261 213V211L264 209V207H263V209H262V206H261ZM64 205V204H63ZM78 205H80V203L78 204ZM81 205V206H82ZM97 205H95L94 204V206H97ZM103 205L104 206H107V207H103ZM135 205H136V202H135ZM144 205H145V203H144ZM149 205V204H148ZM184 205V204H183ZM187 205H189V203L187 204ZM191 205V204H190ZM232 205V204H231ZM236 205V203L234 204V207H238L239 208V206H235ZM245 205L247 206L248 204L245 202ZM257 205H259L258 207L259 208H257ZM50 206V205H49ZM67 206H69V205H67ZM93 206V207H94ZM98 206V207H99ZM133 206V208H134V204L132 205ZM150 206V205H149ZM157 206L159 207V205L157 204ZM161 206V205H160ZM178 206V205H177ZM227 206H225V207H227ZM233 206V205H232ZM246 206H243V207H245L246 208ZM250 205H248L247 206V208L249 207ZM62 207V206H61ZM89 207V208H90ZM92 207V208H93ZM99 207V208H100ZM112 206H110L109 208H111ZM151 207H156V205H151ZM150 207V208H151ZM158 207H156V210L157 209H159ZM165 208V207H163V208H165V213L167 212L168 214H169V212H168V210L166 211V209H168V208ZM174 207V206H173ZM180 207V206H179ZM60 208V207H59ZM65 208V207H64ZM71 207H67L66 209H70ZM82 208V207H81ZM92 208H90V209H92ZM100 208V210L102 211V209ZM114 208V209H115ZM133 208H131V209H133ZM146 208H147V205H146ZM189 208V207H188ZM224 208V207H223ZM231 208H233V207H231ZM244 208V209H245ZM251 208V207H250ZM248 209V211H250L251 210V213H252V215H253V213L254 212H252V209ZM260 208H261V210H260ZM58 209V208H57ZM79 209H80V207H79ZM112 209V208H111ZM111 209H107V211L109 210V212H110V210ZM113 209V210H114ZM122 209H121V211H119L118 209H117V211H115V212H118V214H119V212L120 213H122ZM137 209H138V207H137ZM143 209H145L144 207H143ZM149 209V208H148ZM179 209V208H178ZM229 209H230V207L228 208V211L227 212H230V214H229V216L231 215H233V213H237V208H235L236 210H231V211H235V212H233L232 214H231V211H229ZM257 209V210H256ZM258 209H259V211H258ZM64 210V209H63ZM72 210V208L69 210V211H71ZM74 210V209H73ZM83 210H84V208H83ZM87 210H86V207H85V216H87ZM93 210H96V208L94 209H92V211ZM98 210V209H97ZM96 210V211H97ZM113 210L111 211L112 213H110L109 215H111V217L113 216V215H115L116 213L115 212H113ZM116 210V209H115ZM135 210V209H134ZM134 210H131V211H134ZM138 210H142V208H141V206H140V208L138 209ZM138 210H136V212H135V216H137L136 214H137V212H138ZM145 210H147V209H145ZM145 210H143V211H145ZM154 210V209H153ZM152 209L151 210H148V211H151V213H152V216L153 215H156L157 213V211L155 212V214H153L154 212H152L153 211ZM159 210H161V209H159ZM173 211H174V209H172ZM177 210V209H176ZM256 210V211H255ZM59 211V210H58ZM75 211V210H74ZM73 211V212H74ZM81 211V210H80ZM79 211V212H80ZM92 211H90L91 213H92ZM107 211L105 210V214L106 215H108L107 214ZM147 211V213H149ZM155 211V210H154ZM173 211H171V212H173ZM240 211H241V213L243 212L244 213V210L242 211V208L240 207ZM239 211V212H240ZM9 212V213H8ZM61 212V211H60ZM77 213H78V211H76ZM76 212H74V214L76 213ZM99 212V211H98ZM96 213L95 212V214L97 215L98 214V217L99 218H101L102 220L106 217H109V218H111L110 216H106L105 215V217L104 216H100V215H102V214H100L99 215V213ZM102 212V213H103ZM108 212V213H109ZM123 212H124V210H123ZM161 212V211H160ZM175 212H177V211H175ZM238 212V214H239V217H240V213ZM245 212L246 213H248L246 210H245ZM56 213V212H55ZM62 213H64V211L62 212ZM90 213V214H91ZM101 213V212H100ZM115 213V214H114ZM125 213V212H124ZM127 214H128V212H126ZM134 212H131V214H133ZM151 213H149L148 214V216L151 214ZM166 213V214H167ZM250 213V212H249ZM250 213V214H251ZM256 213V214H257ZM69 214V213H68ZM73 214V213H72ZM73 214V215H74ZM80 214V213H79ZM93 214V213H92ZM95 214H93V215H95ZM104 214V213H103ZM123 214V213H122ZM121 214V215H122ZM127 214H126V216H127ZM140 214H141V216H139L140 218L141 217H143V213H141V211H140ZM145 214V213H144ZM161 214V213H160ZM163 214H164V212H163ZM165 214V215H166ZM173 214V213H172ZM171 214V215H172ZM181 214V213H180ZM245 214V213H244ZM244 214H242V215H244ZM255 214V215H256ZM13 215H15L14 214V212H13ZM67 215V214H66ZM81 215V214H80ZM88 215H89V212H88ZM117 215V214H116ZM115 215V216H116ZM120 215V216H121ZM128 215H130V212H129V214ZM157 215H159V214H157ZM156 215V216H157ZM165 215H162L163 216V218H165L164 216ZM174 215H175V213H174ZM173 215V216H174ZM178 215V214H177ZM226 215H228V214H226ZM237 215V214H236ZM246 216H249V215H247V214H245ZM255 215H253V216H255ZM24 216H26V215H23V216H21V217H24ZM83 216V215H82ZM114 216V217H115ZM120 216H118L117 218H120ZM123 216V215H122ZM132 216V215H131ZM146 216V218H147V214L145 215ZM145 216H144V218H145ZM184 216V215H183ZM223 216V215H222ZM234 216V215H233ZM252 216V217H253ZM15 217V216H14ZM56 217H57V215H56ZM55 217V215H54V218H56ZM88 217V216H87ZM90 217V216H89ZM88 217V218H89ZM91 217H92V215H91ZM98 217H96V218H98ZM103 217V218H102ZM114 217H113V219H114ZM130 217V216H129ZM133 217H134V215H133ZM133 217H131L130 219L132 220V218ZM138 217V216H137ZM160 217V216H159ZM167 217L169 218V220H171V218L172 217H170V215L168 216L167 215ZM179 217V216H178ZM251 217V218H252ZM262 217V218H261ZM34 218V217H33ZM37 218V217H36ZM35 218V219H36ZM46 218V217H45ZM60 218V217H59ZM82 218V217H81ZM93 218H94V216H93ZM93 218H90V219H92L93 220ZM105 218V219H106ZM117 218H115V219H117ZM122 219H123V217H121ZM120 218V219H121ZM135 219V218H133V221L134 220H143V219ZM148 218H152L151 216L150 217H148ZM153 218L154 219H157L155 216H153ZM167 218V219H168ZM212 218H214V219H212ZM225 218V217H224ZM229 218V217H228ZM235 218V217H234ZM253 218H255V217H253ZM257 218H258V216H257ZM12 219L14 220V218L12 217ZM38 219V218H37ZM41 219V218H40ZM40 219H38L39 221H40ZM95 219V218H94ZM100 219V220H101ZM104 219V220H105ZM113 219L111 218V219H109V220H111V221H113ZM114 219V221H113V223L115 222V221H117V220H115ZM124 219H126V217L124 218ZM123 219V220H124ZM154 219H151L152 221L154 220ZM161 219V218H160ZM174 219V218H173ZM177 219H179V218H177ZM180 219H181V217H180ZM179 219V220H180ZM217 219V220H218ZM240 219V218H239ZM244 219H245V217H244ZM247 219H249L248 217H247ZM20 220H21V218H20ZM25 221H26V218L24 219ZM24 220L21 222V224L24 222ZM29 220V219H28ZM54 220V219H53ZM60 220V219H59ZM80 220H83V219H80ZM85 220H86V218H85ZM91 220V221H92ZM107 220V219H106ZM105 220V221H106ZM108 220V221H109ZM119 220V219H118ZM128 220V219H127ZM162 220V219H161ZM179 220L177 221V222H179ZM209 220L211 221V222H209ZM234 220V219H233ZM242 221H243V219H241ZM65 221V220H64ZM122 221V220H121ZM133 221H130V222H128V225H129V223H131V222H133ZM147 221V220H146ZM150 221V220H149ZM148 221V224L150 223ZM155 221V220H154ZM157 221V220H156ZM163 222H164V220H162ZM167 221V220H166ZM165 221V222H166ZM228 221V220H227ZM230 221L232 222V219H230ZM247 220L245 219V222H246ZM263 221V220H262ZM262 221H260V222H262ZM84 222V221H83ZM100 222V221H99ZM104 221H102V223H103ZM119 222H120V220H119ZM118 221H117V223H119ZM126 222V221H125ZM135 222H137V223H139V221H135ZM141 222V221H140ZM142 222H144V221H142ZM158 222L159 223H157V225H158V228L159 227H163V226H165V224L163 225L162 223H161V225H160V221H159V219H158ZM168 222V221H167ZM166 222V223H167ZM174 223L176 222V219H175V221H173ZM171 223V221H170V226L171 225H173L174 223ZM207 222H209V223H211L210 225H208V223ZM234 222H235V220H234ZM236 222H238L237 221V219H236ZM264 222V221H263ZM42 223V222H41ZM80 223H81V221H80ZM96 223H97V221H96ZM101 223V224H102ZM108 223V222H107ZM111 222L109 221V224H110ZM123 223V222H122ZM147 223V222H146ZM153 223V222H152ZM214 223V224H213ZM243 223V224H242ZM241 224V228H244V230L245 231H251L253 228H254V226L253 225H251L250 223L248 224V223H244V221L242 222ZM19 224V223H18ZM105 224V223H104ZM104 224H102L101 226H103ZM108 224V225H109ZM124 224V223H123ZM142 224H144V223H142ZM155 225H156V222L154 223ZM168 224V223H167ZM166 224V225H167ZM184 224V223H183ZM184 224V225H185ZM234 224V223H233ZM261 224V223H260ZM13 225V224H12ZM22 225H25V223L24 224H22ZM22 225H20V226H22ZM90 225V224H89ZM113 226V224H110V226ZM121 225V224H120ZM133 226H134V224H132ZM131 225V226H132ZM139 225L141 226V224L139 223ZM138 225V226H139ZM144 225H146V224H144ZM150 225V224H149ZM152 225V224H151ZM169 225V224H168ZM176 225V224H175ZM175 225H173L174 227H176ZM181 225V224H180ZM185 225V226H186ZM236 225V224H235ZM240 225V224H239ZM263 225V224H262ZM105 226V225H104ZM110 226H108V227H110ZM112 226H111V228H112ZM115 226H117L116 224H115ZM131 226H128V227H130L131 229H135L134 230V232L136 231L137 232V230L136 229H140V227L138 228V226H136L135 228L133 227H131ZM147 226V225H146ZM234 226V225H233ZM259 226V225H258ZM4 228V230H5V232L4 233H6L5 234V239L3 238V235H2V229ZM53 227V226H52ZM68 227V226H67ZM99 227V226H98ZM105 227H107V226H105ZM114 227V226H113ZM119 227V225L117 226V228ZM126 227V226H125ZM142 227H143V225H142ZM256 227V226H255ZM264 227V226H263ZM21 228H23V227H21ZM29 228H32V226L31 227H29ZM50 228V227H49ZM75 228V227H74ZM110 228V229H111ZM116 227H114L113 229H115ZM145 228V227H144ZM167 228L168 229H172L171 227L169 228V226H167ZM186 228H188L187 226H186ZM11 229H12V226H11ZM40 230H41V228H39ZM38 229V230H39ZM54 229V228H53ZM72 229V228H71ZM76 229V228H75ZM104 229V228H103ZM109 228H108V230H110ZM113 229H111L113 232H115ZM119 229V228H118ZM121 229V228H120ZM176 229V230H175ZM20 230V229H19ZM30 230V229H29ZM34 230V229H33ZM35 230H37V229H35ZM44 230V229H43ZM43 230H41V232L43 231ZM57 230V229H56ZM104 230H106V229H104ZM110 230V231H111ZM117 230V229H116ZM124 230H128L127 228L125 229L124 228ZM156 230V229H155ZM159 230H160V228H159ZM157 231L156 230V232H158V234H159V232L160 231ZM166 230V229H165ZM164 229H163V231L161 230V235L160 236H163L164 235V233L162 234V232H164L165 231ZM179 228H174V229H172V231H174V233L175 232H177V234H180V233H178L179 231ZM182 230H183V226H182ZM186 230V229H185ZM184 230V231H185ZM261 230V229H260ZM12 231V230H11ZM25 231V230H24ZM77 231V230H76ZM112 231H111V234H112ZM130 231V230H129ZM129 231H125V233H122V235L123 234H125L126 235V232H129ZM132 231V230H131ZM143 231V230H142ZM146 231V230H145ZM150 231H152V230H150ZM172 231L169 233L167 230H166V232H168L170 235L172 234ZM181 231V230H180ZM186 231H188V229L186 230ZM234 231H235V229H234ZM257 231H259V230H257ZM23 231L21 230V233H22ZM26 232V231H25ZM32 232V231H31ZM34 232V231H33ZM38 232V231H37ZM55 232V231H54ZM73 231H71V233H72ZM78 232V231H77ZM90 232V231H89ZM93 232V231H92ZM103 232V231H102ZM118 232V231H117ZM124 232V231H123ZM135 232V233H136ZM154 232V231H153ZM237 232V231H236ZM252 232V231H251ZM250 232V233H251ZM263 232H264V230H263ZM17 233V232H16ZM21 233H20V235H21ZM28 233V232H27ZM36 233V232H35ZM57 233V232H56ZM76 233V232H75ZM80 233V232H79ZM85 233V232H84ZM96 233V232H95ZM105 233H106V231L104 232V235H105ZM187 233H189V232H187ZM228 233V232H227ZM261 233V232H260ZM30 234V233H29ZM39 234V233H38ZM41 234V233H40ZM39 234V235H40ZM70 234V233H69ZM108 234V233H107ZM106 234V235H107ZM110 234V235H111ZM114 234V233H113ZM118 234H119V232H118ZM130 234L132 235V233L130 232ZM130 234L128 235V233H127V235L130 237ZM134 234V233H133ZM150 234H153L152 232H150ZM176 234V233H175ZM183 234V233H182ZM221 234V233H220ZM246 234V233H245ZM247 234H249V233H247ZM19 235V236H20ZM24 235V234H23ZM32 235H33V233H32ZM39 235H37V236H39ZM42 235V234H41ZM40 235V236H41ZM44 235V234H43ZM55 235V234H54ZM96 235H97V233H96ZM110 235H108V236H105L106 238L108 237V238H110L109 236ZM120 236V234H119V236H115L116 238L115 239H118L117 237H123V236H125V235H123V236ZM139 235V234H138ZM155 235H157V234H155ZM154 235V236H155ZM172 235H174V234H172ZM190 235V234H189ZM225 235V234H224ZM230 235V234H229ZM254 235V234H253ZM34 236V235H33ZM33 236H32V238H33ZM39 236V237H40ZM47 236V235H46ZM83 236H85V235H83ZM86 236H87V234H86ZM91 236V235H90ZM95 235H93V237H94ZM113 236V235H112ZM127 236V237H128ZM140 236V235H139ZM149 236V235H148ZM152 236V235H151ZM151 236H149V239H151ZM158 236V235H157ZM160 236H159V238H160ZM167 236H169V235H167ZM174 236H176V235H174ZM181 236V235H180ZM182 236H184V235H182ZM220 236V235H219ZM218 236V237H219ZM245 236V235H244ZM258 236V235H257ZM31 237V236H30ZM30 237H29V240H30ZM39 237H37L38 239H39ZM42 237V236H41ZM40 237V238H41ZM65 237V236H64ZM82 237V236H81ZM100 237V238H99ZM98 237V239H102L101 237H103V234H102V236H99ZM126 237V236H125ZM127 237H126V240H127ZM128 237V238H129ZM135 237H136V235H135ZM163 237H166V235L165 236H163ZM187 237H188V234H187ZM191 237V236H190ZM193 237V236H192ZM191 237V238H192ZM226 237V236H225ZM246 237V236H245ZM253 237V236H252ZM21 238H23L22 236H21ZM25 238V237H24ZM28 238V237H27ZM50 238H52V237H50ZM57 238H58V235H57ZM56 238V239H57ZM86 238V237H85ZM88 238V237H87ZM86 238V239H87ZM90 238V237H89ZM92 238V237H91ZM105 238V239H106ZM119 238V239H120ZM131 238V237H130ZM133 238H134V235H133V237H132V239H130V240H133ZM172 238H173V236H172ZM176 238H178V237H176ZM183 238V237H182ZM182 238H181V240H182ZM221 238V237H220ZM219 238V239H220ZM19 239V238H18ZM35 239V238H34ZM45 238L44 237H42L41 238V240H40V242H38L37 241V243H39L40 244V247H41V252L44 254L45 253V243H46V241L44 240ZM79 239V238H78ZM95 239V238H94ZM97 239V238H96ZM95 239V240H96ZM114 239V238H113ZM123 239V238H122ZM153 239V238H152ZM155 239H157L156 238V236H155ZM167 239H168V237H167ZM170 239V238H169ZM174 239V238H173ZM172 239V240H173ZM180 239V238H179ZM184 240H185V237L183 238ZM218 239V238H217ZM21 240H23V241H26V240H24V239H21ZM58 240V239H57ZM72 240V239H71ZM100 240L99 241H96V242H100ZM125 240V239H124ZM129 240V241H130ZM136 240H137V238H136ZM135 240V241H136ZM158 240V239H157ZM156 240V241H157ZM162 241V237H161V239H159V241ZM163 240H164V238H163ZM172 240H170L169 242H171ZM180 240V241H181ZM188 241H189V239H187ZM221 240V239H220ZM224 240V239H223ZM250 240V239H249ZM254 240H255V238H254ZM253 240V241H254ZM258 240V239H257ZM263 240V239H262ZM5 241H6V244H5ZM31 241V240H30ZM34 241V240H33ZM56 241V240H55ZM54 241V242H55ZM59 241V240H58ZM79 241V240H78ZM82 245H83V243H84V240H83V237H82ZM105 241V240H104ZM110 241H112V239L110 240ZM109 241V242H110ZM119 240H117V241H115V242H118ZM129 241H127V243L129 242ZM135 241H133V243L135 242ZM151 241V240H150ZM155 241V242H156ZM160 241V242H161ZM164 241H166V240H164ZM163 241V242H164ZM226 241V240H225ZM228 241H229V239H228ZM264 241V240H263ZM20 243H22L21 241H19ZM50 242V241H49ZM101 242H103V239L101 240ZM122 242V241H121ZM124 242V241H123ZM130 242H132V241H130ZM143 242H144V240H143ZM168 242V243H169ZM183 242V241H182ZM186 242V241H185ZM221 242V241H220ZM227 242V241H226ZM249 242V241H248ZM27 243H29V242H27ZM31 243V242H30ZM29 243V244H30ZM33 243V242H32ZM56 243V242H55ZM62 243V242H61ZM73 243V242H72ZM72 243H70L71 244V246L72 245H75V247H76V242H74V244H72ZM80 243H81V240H80ZM86 243V242H85ZM112 243H114V241L112 242ZM120 243V242H119ZM126 243V242H125ZM153 243V242H152ZM173 243V242H172ZM189 244H190V242H188ZM228 243V242H227ZM226 243V244H227ZM255 243H257L256 241H255ZM68 244V243H67ZM100 244V243H99ZM106 244V243H105ZM110 244V243H109ZM115 245L116 244H118V243H114ZM136 244V243H135ZM171 244V243H170ZM183 244V243H182ZM187 244V243H186ZM240 244V243H239ZM239 244H237V246L239 245ZM252 244V243H251ZM259 244V243H258ZM18 245V244H17ZM31 245V244H30ZM78 245V244H77ZM88 245H89V243H88ZM114 245V246H115ZM162 246H164V244H161ZM165 245L167 246L168 244H166L165 243ZM248 245H250V244H248ZM0 246V247H1ZM13 246V245H12ZM24 246H26V244H24ZM54 246V245H53ZM68 246V245H67ZM84 246V245H83ZM87 246V245H86ZM85 246V247H86ZM105 246V245H104ZM107 246V245H106ZM111 246H113L112 244H111ZM117 246H119V245H117ZM122 246V245H121ZM125 246V245H124ZM127 246V245H126ZM129 246V245H128ZM184 246H186V245H184ZM218 246H219V244H218ZM217 246V247H218ZM230 246V245H229ZM233 246V245H232ZM231 246V247H232ZM247 246V245H246ZM257 246V245H256ZM260 246H261V244H260ZM264 246V245H263ZM30 247V246H29ZM40 247H38V248H40ZM58 247V246H57ZM79 247V246H78ZM76 248V250L78 249V251H79V248ZM239 247V246H238ZM237 247V248H238ZM253 247V246H252ZM262 247V246H261ZM261 247H259V248H261ZM32 247H30V249H31ZM65 248H67V247H65ZM73 248V247H72ZM110 248V247H109ZM113 248V247H112ZM121 248V247H120ZM128 248V247H127ZM127 248H126V250H127ZM137 248V247H136ZM227 248V247H226ZM241 248V247H240ZM262 248H264V247H262ZM82 249L84 250V248L82 247ZM81 249V250H82ZM122 249H124V247L123 248H121V250ZM189 249V251H190V253H191V250ZM24 250H25V248H24ZM32 250V249H31ZM51 250V249H50ZM72 250V249H71ZM81 250H80V254L82 255V257L84 256V254H82V252H81ZM92 250V249H91ZM106 250V249H105ZM125 250V249H124ZM169 250V249H168ZM244 250V249H243ZM242 250V251H243ZM254 250V249H253ZM256 250H258V248L256 249ZM23 251V252H22ZM27 251V250H26ZM33 251V250H32ZM39 251V252H40ZM78 251H75V252H77V254H79L78 253ZM90 251V250H89ZM112 251H114V250H112ZM128 251V250H127ZM143 251V250H142ZM141 251V252H142ZM170 251H172V250H170ZM187 251H188V247H187ZM188 251V252H189ZM221 251H223V250H221ZM232 251V250H231ZM252 251V250H251ZM264 251V250H263ZM29 252V251H28ZM41 252H40V254H41ZM64 252V251H63ZM71 252V251H70ZM74 252V253H75ZM187 252V256H189V257H193L192 255L193 254H190L189 255V253ZM229 252V251H228ZM234 251H232V253H233ZM30 253H32V252H30ZM51 253V252H50ZM66 253V252H65ZM85 253H86V251H85ZM90 253V252H89ZM109 253V252H108ZM164 253V252H163ZM162 253V254H163ZM173 253V252H172ZM205 253V252H204ZM204 253H202V254H204ZM230 253V252H229ZM243 253V252H242ZM246 253V252H245ZM244 253V254H245ZM255 253V252H254ZM254 253H252V255L254 254ZM23 254V255H22ZM27 254V253H26ZM29 254V253H28ZM36 254V253H35ZM48 254V253H47ZM106 254V253H105ZM120 254V253H119ZM144 254V253H143ZM201 254V253H200ZM200 254H198L199 256H200ZM201 254V255H202ZM207 254V253H206ZM39 255V254H38ZM45 255V254H44ZM43 255V256H44ZM52 255H54V254H52ZM65 255V254H64ZM87 255H88V253H87ZM94 255V254H93ZM102 255H103V253H102ZM169 255V254H168ZM179 255V254H178ZM221 255H222V253H221ZM221 255H219V256H221ZM246 255V254H245ZM250 255V254H249ZM248 255V257L247 258H249V257H251V256H249ZM261 255V254H260ZM28 256V255H27ZM32 256H33V253H32ZM40 256H42V255H40ZM76 256V255H75ZM74 256V257H75ZM78 256V255H77ZM86 256V255H85ZM85 256H84V258H82V259H84V260H87V259H85ZM104 256V255H103ZM124 256V255H123ZM149 256V255H148ZM174 256V255H173ZM176 256V255H175ZM198 256V257H199ZM223 256H225V255H223ZM229 256V255H228ZM234 256H236V254L235 255H233V257ZM243 256V255H242ZM241 256V257H242ZM255 257H256V253H255V255H254ZM257 256H258V253H257ZM262 256V255H261ZM37 257V256H36ZM47 257V256H46ZM48 257H49V255H48ZM48 257H47V259H48ZM53 257V256H52ZM51 257V258H52ZM81 257V256H80ZM99 257H100V255H99ZM107 257V256H106ZM105 257V258H106ZM157 257V256H156ZM179 257V256H178ZM198 257H196V258H198ZM203 257H205V255L203 256ZM207 257H208V255H207ZM232 257V256H231ZM232 257V258H233ZM41 258V257H40ZM55 258V257H54ZM54 258H52V259H54ZM66 258V257H65ZM79 258V257H78ZM93 258V257H92ZM126 258V257H125ZM195 258V259H196ZM209 258V257H208ZM246 258V259H247ZM259 258V257H258ZM258 258L257 259H255V258H249L250 260L251 259H254V260H258ZM263 258H264V256H263ZM27 259V258H26ZM33 259H34V257H33ZM32 259V260H33ZM36 259V258H35ZM38 259H39V257H38ZM52 259H49V260H52ZM58 259V258H57ZM64 259V258H63ZM75 260H76V257L74 258ZM80 259V258H79ZM79 259H78V261H75V260H71L72 262L74 261V263L76 264V262L77 263H79ZM82 259H80V261H82ZM90 259V258H89ZM95 259V258H94ZM112 259V258H111ZM139 259V258H138ZM170 259V258H169ZM175 259V258H174ZM188 259V258H187ZM190 259V258H189ZM193 259H194V257H193ZM200 259V258H199ZM201 259H202V257H201ZM237 259V258H236ZM244 259H245V257H244ZM248 259V260H249ZM28 260H30V259H28ZM27 260V264L29 263V264H34L35 263V261H34V263L32 262V261H28ZM62 260V259H61ZM83 260V261H84ZM180 260V259H179ZM182 260V259H181ZM203 260V259H202ZM207 260V259H206ZM224 260V259H223ZM230 260V262L232 261V259L230 258L229 259ZM235 260V259H234ZM239 260V259H238ZM243 260V259H242ZM259 260H260V258H259ZM37 261V260H36ZM41 261H43V258H42V260ZM53 261H56L57 262V260L55 259V260H53ZM120 261V260H119ZM144 261H146L145 259H144ZM155 261V260H154ZM161 261V260H160ZM159 261V262H160ZM162 261H164V260H162ZM201 261V260H200ZM199 261V263L200 264H210L209 262L207 263V261H201L200 262ZM208 261H209V259H208ZM225 261V260H224ZM246 261V260H245ZM253 261V260H252ZM46 262H48V261H46ZM56 262H54V263H52V262H48L47 264H55ZM65 262V261H64ZM70 262V261H69ZM71 262V263H72ZM85 262V261H84ZM97 262V261H96ZM104 262H107V261H105L104 260ZM115 262V261H114ZM173 262V261H172ZM194 262V261H193ZM249 262V261H248ZM251 262V261H250ZM255 262V261H254ZM253 262V263H254ZM257 262H261L260 264H262V260L261 261H257ZM38 263V262H37ZM41 263V262H40ZM81 264L83 263V262H80ZM101 263H102V261H101ZM107 263H109V262H107ZM127 263V262H126ZM154 263V262H153ZM164 263H166V262H164ZM180 263V262H179ZM183 263V262H182ZM181 263V264H182ZM187 263V262H186ZM190 263V262H189ZM196 263H197V261H196ZM224 263V262H223ZM232 263H233V261H232ZM234 263H235V261H234ZM241 263V262H240ZM247 263V262H246ZM36 264V263H35ZM39 264V263H38ZM42 264H45V262L44 263H42ZM61 264V263H60ZM70 264V263H69ZM85 264V263H84ZM88 264V263H87ZM228 264V263H227Z\"/></svg>",
    "mask_w": 264,
    "mask_h": 264
},
{
    "label": "rangeland",
    "instance_id": "obj_2",
    "mask_svg": "<svg viewBox=\"0 0 264 264\" xmlns=\"http://www.w3.org/2000/svg\"><path fill=\"white\" fill-rule=\"evenodd\" d=\"M39 1V0H38ZM46 3V5L49 3V5H47L48 7H49V15H50V27H51V29L53 30L52 32L56 35V38H57V41H58V38L60 39V40H62L63 42H65V44H67V45H65V49H64V55H63V57L61 58V63L57 60V59H50V61H48V63L46 64V66H45V68H44V71H43V73H42V75H41V77H40V79H38V80H36L35 81V83H33V95H32V97L30 98V100H29V102H28V104L30 105V104H33L34 102H35V98L33 97L35 94H37L38 96V100H40V96L43 94V92L45 91V89H46V86H47V83L49 84V86L51 87L50 89H52V85L54 84H56V82H57V79H59V83H60V88L58 89V90H60V89H62L61 91L63 92V91H67V92H65V94L67 95L68 94V96H66V95H63V97L64 96H66V97H64V99L62 100H60V101H58V102H55V100H53V103H52V105L50 106V108H48L46 111H45V113H42V115H41V117L40 118H38V119H34L35 118V114L37 113V111H39V110H41V105L43 106V101L42 100H40V101H38V105L36 106V107H34V109H32L33 107L31 106V107H29L28 108V105H27V102H26V104H24V102H20L19 104H17V115H14V111H11V110H8V109H5V110H3L2 111V114H1V117H0V202L2 203L1 205H5V207H6V205H7V203H6V197L9 199V204H8V207H10L11 205H12V207H11V209H10V213L9 214H11L12 216H10L9 215V217H10V221H13V222H10L11 224V226H12V229H11V226H9V228H10V231H9V233H11L10 235H9V237H10V240H9V242H10V244H9V246L6 244V241H5V244L7 245L6 246V248H7V251H11V252H13L16 248H17V246L19 247V245H22L24 242V244H26V246H24V244H23V247L25 248V250H24V248H23V253H25L24 255H23V257L25 256V264H27V260L28 259H30V260H28V261H32L33 263H34V261H35V263L36 264H42V263H44L45 262V264H47L49 261L50 262H52V263H54V262H56V261H53V260H57V262L55 263V264H75L74 263V261L72 262L71 260L73 259V260H75L74 258L76 257V260L75 261H78V259L80 258V259H82V258H84V256H85V259H87V260H84V259H82V261H80V259H79V263H77L76 262V264H81L80 262H83L82 264H181L182 262V264H200L199 263V261L201 260V261H207V263L209 262L210 264H214V257H216V260L218 261V263H220V264H260L261 262H257V261H263L262 262V264H264V258H263V256H264V248H262V247H264L263 245H264V232H263V230H264V219H260V221H262V222H258V220H259V216H261L260 215V211H259V209H258V213H257V209L255 210L256 212H254V209L256 208V207H253V206H255V204H261L260 202L262 201H264V197L262 196V195H264V193H262L263 192V189H264V184L262 183L263 182V180H264V178H263V180H262V178L261 177H263V174H262V176L260 177V176H258L259 175V173L261 174V170H262V168L264 167V161H260V158H259V155L260 154H257L258 152L257 151H259V153H261L262 154V152L257 148V146L259 147V144L258 143H256V144H251V149L254 147V151H256V152H254V151H252L254 154H251V157H252V155H253V157H254V155H257V157H258V161L263 165V167H262V165L260 164V163H258V162H256L257 160V157H255L256 159L254 160V158L252 157H250V156H248V155H246V153H245V151H246V149L244 148V149H242V150H239V149H237V147H239L240 148V146L242 145V144H240L242 141H244V137H245V135H244V133H243V131L241 132V131H239V133L237 132L238 130H241V128L239 129V127H240V125H241V127H242V125H243V123H239L240 121H242L240 118H238V119H236L235 118V120H238L236 123L235 122H233L234 121V119H232V118H234V117H236V114H234L235 113V111H233L234 109L236 110V106L233 104L232 106L233 107H235V108H233V110H232V108H227V112L231 109L232 111H233V114H231V112H230V116L232 117V118H230L231 120H233L232 122H230L231 120L229 119V117L230 116H228V114L229 113H226V106L227 107H229L230 105H231V102H229L230 100H229V98H232V96L234 95V93L236 94V92H237V99H238V95H239V99H238V102L240 101V96H241V98H243V96H242V94H244L245 93V90H246V86L248 85L247 84V78H246V75H244L243 74V72H242V68H240V67H238L237 66V68L235 67L234 69H233V71H234V78L232 77L233 76V71H232V68H231V65L230 64H232L233 65V63H234V58H233V56H231V53H228V52H223V58L221 57V60H222V62L223 61H226L225 60V57H226V59L228 60V61H226V63L224 62V65H221L220 66V68L215 64V66L217 67V68H214V65H212L213 64V62L214 61H211V59H212V57H211V55L213 54L212 52L214 51V50H212L211 48H209L210 50H207L206 48H208V47H212V46H207L206 48H205V44H203V43H200L199 41H197L196 39L194 40L195 41V44L196 43H199L197 46L196 45H194V47L196 48H194L193 49V39H192V35H189V37L185 40V42H183L182 43V46H184V48H185V50L183 49V47L182 46H180L181 47V49L182 50H180V52H182V53H184L185 55H186V57H187V64H188V62H189V60L191 59V58H193V54H194V56H195V58L192 60V61H190L191 63V65L189 64V66H188V68L186 69L185 68V70H184V72L182 71L181 72V76H179V74H178V76H177V74L175 75V79H176V81H178L179 82V80H181L182 79V77L184 78V75L186 76V77H188V78H186V79H184L185 80V83H184V80H182V82L181 83H177L176 81H175V85H174V95L176 96L178 93H180L179 95H181L187 88H189V87H192L193 89V93H194V90H196L195 92L197 93H194L195 95H194V101H196V99H197V101H199V102H203L202 104L204 105V102H205V104L206 103H209L210 102V98H212L213 99V96H214V92H215V95H216V91L217 90H219L220 88L223 90L224 89V95L223 94H221V92L220 91H217V94H218V97H220V94H221V97L224 99V97H226V94L228 95V93H229V90L233 87V85H231L232 83H233V81H234V88H232L231 90H230V93H231V91L233 92V89L235 90V92H233V94L231 93V95H230V93H229V97L228 98H225V104H226V106H224V101L221 99V97L219 98V100L217 99L218 97H216V96H214V98L216 97V99L213 101V103H212V101H211V103H212V105H211V103H209V108H210V110L209 111H212V113H206L207 112V108H208V106L206 105H204V110H202L203 111V113L201 114H194V112H192L193 110L192 109H190V111H188V113H187V115H186V118L184 119V120H187L188 122H189V124H187L188 122L187 121H184V120H182L183 122L181 123V121L179 122V121H177L176 122V124L175 125H173V127H171V129H172V131H173V133H172V131H171V134H170V136L172 137V138H170L171 140V142L170 143H175V142H179V144H180V146H183L184 145V147L185 148H183L184 149V153L182 154L181 152H183V150H182V148H180V150L178 151L177 150V153L176 154H173L174 155V157L173 156H170V154L167 156L169 159L171 158V160H169L168 158L166 159L167 161L164 163V165H163V163L162 162H160V161H162L160 158H163V157H165V154L164 153H166V152H164L165 150L164 149H166V148H163V151H161L160 153L163 155V157L161 156V154H160V156H159V159L160 160H157V161H155L154 162V164L153 163H151V165H152V167L154 166V169H152L151 168V170H149V171H151L150 172V175H151V177H148V176H150L149 174H148V176L146 175V176H144V179H146V180H148V182H146L147 183V185H149L148 187H147V185L146 184H144V185H146V187H145V189L144 188H141V190H137V189H140V188H138V181L141 179V178H137L135 181V183H136V185H138V186H136L135 185V183H133V185L131 184L130 185V188L128 187L127 189H128V191L130 192L131 190H132V194H134L133 195V197L132 196H130L131 198H132V200H131V198L129 197L128 198V202L129 203H127L128 204V206H126L127 207V209L129 208V206H131V208H133V204H134V208L133 209H131V208H129V211L128 210H126V208L125 209H122V208H115L114 207V202H113V205H112V203H110V202H112V196H111V194L110 195H108V193H106L108 196H110L111 198H109L108 196H107V199H105V201L107 202H109V204H108V202H107V206H104L103 205V207H107V208H105L104 209V212H103V208H101L102 207V203L101 202H98L97 200H98V197H97V202H98V204H100L101 205V207L99 206V205H97L96 203V201L94 202V200L96 199V196H99L100 194H97L96 195V193H99L100 191L99 190H102V189H97V187L99 186H104L105 185V187L106 186H108L109 185V183L111 182H108L107 180H105V182H101L100 183V181H99V183L101 184H99L98 182H96V181H98L99 180V178H100V180L102 179L101 177H106L107 176V174H103V172H102V174H101V171L103 170V168L102 169H97V171H100V173L98 172H95V176H94V173L91 175V176H89V177H87V178H89L90 180H91V182H93V183H95V184H97V186L96 185H94V184H92L90 181H89V179H88V182L90 183V185H89V183H85V181L87 182V178L86 179H81V181H82V183H83V185H84V187L82 186V184H81V181H79L80 179H76V180H74L76 183H77V181H79V185H77L74 181H72L73 179L71 178L72 176H71V167H72V165H69V164H71V162L69 161L70 159L69 158H72L71 156H70V153H71V155H72V153H74L75 154V152L73 151V150H77V149H75L76 147H79L78 146V144H76V142L78 143V139L76 140V138H72V134H71V131H72V127L73 126H70L71 125V123H70V121H71V115H72V110H70V109H68L67 108V106H65L66 104H68V107H69V99L70 98H68L69 97V94H70V82H71V80H70V77H69V73H70V68L72 67V64H73V54H74V51H73V49H72V47H71V45L69 44L70 43V39H68V38H71L70 36H72V33H74V29H73V32H72V30L70 31V32H72L71 34H70V32H69V28H68V26H67V24H66V22H65V20H64V13H62V11H61V5H59V3H58V1L57 0H50L49 2H48V0H46L45 1ZM82 3V1L79 3H77V4H74L73 5V12L77 15V13H78V15L81 13H83V10H84V8L82 7L83 6V4L81 5V6H79L78 4H81ZM75 5H77V6H75ZM24 7H26L27 8V12L25 13V14H27L28 13V11H30L31 13H34L33 11V8L29 5V4H25L24 6H22V11L19 13V11H18V7L16 6L15 7V5H14V1L13 0H0V39H2V33L4 34V32H8V26H9V23H10V19H11V17L13 16V15H25V14H22V13H24ZM76 7V8H75ZM79 7H80V9H81V12H79L80 11V9H79ZM17 10H16V9ZM78 8V9H77ZM77 9V10H76ZM76 11V12H75ZM88 11H90V10H88ZM237 17V16H236ZM28 18V17H27ZM77 21H78V19H76V21H74V23L76 22L77 23ZM257 25V24H256ZM257 27V26H256ZM4 31V32H3ZM244 33V34H243ZM242 34H243V36L242 37H240V35H239V38L241 39H243V37H245L246 35H248L249 36V34H248V32H243ZM70 34V35H69ZM246 34V35H245ZM36 36H37V33H36ZM192 36V37H191ZM247 37V36H246ZM68 39V40H67ZM190 40V42H189V40ZM191 39H192V42H191ZM1 41V40H0ZM3 42H1L0 43V48H1V44H2ZM192 45H190V44ZM190 46H189V45ZM201 44V46L202 45H204V46H202V47H200L199 45ZM181 45V44H180ZM186 45V46H185ZM188 46V47H187ZM187 47V48H186ZM201 48V49H198V48ZM186 49H188V53L189 52H191V51H195V52H193L192 53V55H191V57L187 54V53H185V51H186ZM189 49H191V51L189 50ZM197 49H198V51H197ZM202 50V51H201ZM204 50H206L207 52L209 51V53H207V52H204ZM210 51H211V53H210ZM187 52V51H186ZM200 52H201V55H202V57L200 56ZM183 54V55H184ZM229 55L228 56V58H227V56L226 55ZM209 55V56H208ZM231 56V60H230V57ZM188 57H189V59H188ZM197 57H198V60H197ZM208 59H207V58ZM205 58V60H206V62H207V66H209V68H211V66H212V68H211V71L212 72H210V69H207V67H206V63H204L203 62V59ZM232 58H233V61H232ZM238 58L239 57H237V60H238ZM78 59V58H77ZM196 59V60H195ZM201 59H202V61H201ZM186 60V59H185ZM199 61H201V64H200V62ZM209 61H211L212 63L210 64V62ZM231 62V63H230ZM233 62V63H232ZM59 63H60V66H59ZM194 63V65L192 66V64ZM202 63H203V66H202ZM185 64V63H184ZM195 64H197V67L195 66ZM200 66H199V65ZM205 64V65H204ZM226 64V65H225ZM227 64H229V66H230V68H231V70H228L229 69V66H227ZM264 64V63H263ZM62 66V67H61ZM132 66H134V65H132ZM225 66V68L223 69V67ZM59 67V68H58ZM194 67V68H193ZM195 67H196V70H195ZM202 67H204V69L202 68ZM226 67H227V70H226ZM83 69L85 68L84 66L82 67ZM135 68V67H134ZM134 68H130L129 69V71H130V74H131V72L134 70ZM190 69V72L188 71V74L190 73V74H192L193 72H198V74L196 73V76H195V79H194V81H192V83L191 82H187V80L189 79V76H187L188 74H187V71L186 70H189ZM213 69H216V72H215V70L213 71ZM217 69H219V70H217ZM235 69H239L240 70V72H237V70H235ZM262 69H264L263 67L260 69V71L262 70ZM60 70V71H59ZM63 70V71H62ZM195 70V71H194ZM202 70V71H201ZM207 70V71H206ZM220 70L223 72H225V70L226 71H228V72H232L231 73V76H229L228 74V72H226V73H224L223 72V75L221 76V73H219L218 74V72H220ZM20 71V69L18 70L17 68H15V69H11L10 70V72H13V73H15V74H17L18 72ZM207 73H211V74H218V76L216 75V79L217 80H220V79H218V77H222L223 78V76H224V74H225V78L227 77V75H228V79H229V81H228V79L226 78V80H223L222 78H221V80H220V82H222L221 84H222V86L221 87H219L218 88V84H219V86L221 85L220 84V82L219 83H217V86H216V84L214 83L215 82V77H214V75H213V77L214 78H212V80H211V86H213V93L212 92H207L205 89H204V86H205V84H204V82H202V80L201 79H203L204 78V75L206 74V72ZM257 71V70H256ZM61 72V73H60ZM67 72H69L68 74H67ZM186 72V73H185ZM201 72V73H200ZM203 72H205V74L203 75ZM262 72H264V70L262 71ZM60 73V74H59ZM236 73H238V74H240V77H238V75H236ZM63 74V75H62ZM129 74V73H128ZM187 74V75H186ZM189 74V75H190ZM183 75V76H182ZM201 76V79H200V76ZM241 75H243L244 77H243V80H244V85L243 86H241L242 87V89H241V87H239V84H240V81H241V84L243 83V80L241 79L242 77H241ZM203 76V77H202ZM264 76V75H263ZM12 77V76H11ZM59 77V78H58ZM230 77H231V83L229 84V82H230ZM236 77H238L239 78V80L240 81H237L238 80V78H236ZM177 78H178V80H177ZM198 78V79H197ZM232 78H233V81H232ZM245 78H246V80H245ZM139 79H136L135 81L138 83L139 81H138ZM204 81V80H203ZM224 81V82H223ZM227 81V82H226ZM62 82V83H61ZM135 82V84H134V86H137V83ZM187 82V83H186ZM196 82V83H195ZM198 82H199V85H201V83L202 84H204V86H198L197 87V85H198ZM217 82V81H216ZM227 83V85H225L224 87H223V85H224V83ZM191 83V84H190ZM178 84V85H177ZM194 84V85H193ZM246 84V85H245ZM133 85V84H132ZM179 85H180V87H179ZM192 85V86H191ZM188 86V87H187ZM227 86H229V89L227 88ZM231 86V87H230ZM235 86L240 90L241 89V93H240V91H238V89L236 90V88H235ZM62 87V88H61ZM176 87H177V91H176ZM182 87H184L185 88V90H184V88L182 89ZM69 88V89H68ZM179 88V89H178ZM198 88V89H197ZM201 88V89H200ZM202 88H203V90L205 91L203 94H205L206 93V98H207V95H210L208 98L209 99H207L208 100V102L206 101V99H205V97H204V95H203V98L202 97H200L201 96V94H202ZM215 88V89H214ZM180 89H182L183 91L181 92V90ZM226 89V90H225ZM243 89H244V93H243ZM197 90L199 91H201V93L200 92H197ZM211 90V87H210V89L208 90V91H210ZM211 90V91H212ZM221 90V91H222ZM226 91H228V93H226ZM62 92H61V94H62ZM69 92V93H68ZM219 92V93H218ZM223 92V91H222ZM64 94V93H63ZM55 95V94H54ZM178 95V96H179ZM198 95H200V96H198ZM176 97V98H178V99H180V97ZM197 97V98H196ZM198 97L199 98H201V101L198 99ZM236 96L234 95V99H232L233 101L234 100H236L237 101V99L235 98ZM34 98V99H33ZM54 98L56 99V97L54 96ZM65 98H67L68 99V101H67V99H65ZM34 101H33V100ZM59 99V98H58ZM192 99H193V95H192ZM205 99V100H204ZM228 99V101H226ZM204 100V101H203ZM231 100V101H232ZM218 102V104H217V102ZM223 101V102H222ZM232 101V102H233ZM220 103H221V107H220ZM227 103H229V104H227ZM214 104H215V106H214ZM236 104V103H235ZM246 105H248V102H246L245 103ZM211 106H214V108L212 107L211 108ZM217 106V107H216ZM221 108V110H220V108ZM224 106V107H223ZM28 108L29 110L27 111L26 110V108ZM182 106L181 105H177L176 106V108H174V111H175V113L176 114H180L181 112H180V110L179 109H181V111H182V108H181ZM203 107V106H202ZM216 107V108H215ZM231 107V106H230ZM66 108V109H65ZM177 108H178V111L179 112H177ZM217 108H219V110H217ZM222 108H223V110H222ZM19 109V110H18ZM176 109V110H175ZM212 109H214V112H213V110ZM216 109V110H215ZM70 110V111H69ZM70 113H69V112ZM173 111V112H174ZM205 111V112H204ZM218 111V112H217ZM222 111H223V113H222ZM64 112L66 113V115L64 114ZM221 112V113H220ZM67 113H69V114H67ZM193 113V114H192ZM214 113H219L217 116L216 115H213ZM262 113L264 114V110L262 111ZM192 114V115H191ZM206 114H208V115H210L211 114V116H209V119H214L213 121L212 120H210V121H212L211 123H208V121H206V123L207 124H211L210 126H212V125H216L217 123H216V121L217 122H219V124L217 125L218 127L217 128H219V127H221L220 125L222 124V122H221V120L224 118V120H223V122L225 121L226 122V119L228 120V122H226L225 124H222V126L223 125H225V128L227 127H231V126H233V130H232V132H228V130H230V129H232V128H228V129H226L227 130V132L228 133H226V130L224 129H220V130H222V132H221V135H220V131H219V129H215V130H218L219 132H217V131H215L214 133H215V135H213L214 133H212L211 131H214V129H213V127L215 128L216 126H213L212 127V130H211V127L209 128V130L208 129H206V127L208 128L209 127V125L207 126L206 125V127H205V125H202V124H206L205 122L204 123H202L203 121H205V118L207 117V119H208V115H206ZM221 114V115H220ZM223 114V115H222ZM225 114H227V115H225ZM237 114H239V113H237ZM23 115H24V117H23ZM189 115H191V117L192 118H197V120L196 119H193V120H195V121H193L192 120V118L189 116ZM200 115V116H199ZM202 115H205V117L203 116L202 117ZM225 115V116H224ZM233 115H235V116H233ZM66 116V117H65ZM188 116V117H187ZM193 116H195V117H193ZM196 116H199V117H196ZM215 116L217 117V118H215ZM219 116H220V118H222V119H220V121H218L219 120ZM248 116V115H247ZM28 117H30V119L32 120L31 121V124H30V126H32L31 128H30V126L29 125H27V124H24L23 122L28 118ZM45 118V124H44V127H43V131H44V133H42L41 135L42 136H40L41 137V139L40 138H38V139H40L39 141H38V139H33L32 138V135H31V132H33L34 131V128H33V125L32 124H34V123H32L33 121H36V120H40V119H42V118ZM49 117V118H48ZM200 117H202V119H200ZM214 117V118H213ZM225 117H226V119H225ZM228 117V118H227ZM244 117V116H243ZM65 118V119H64ZM18 119V120H17ZM189 119V120H188ZM204 119V120H203ZM206 119V120H207ZM208 119V120H209ZM218 119V120H217ZM243 119V118H242ZM244 119H246L245 117H244ZM243 119V120H244ZM20 120H21V122H20ZM65 120V121H64ZM70 120V121H69ZM201 120V121H200ZM203 120V121H202ZM70 123H68V122ZM199 123H198V122ZM19 122V123H18ZM195 122V123H194ZM200 122H201V126H204V128L203 129H206L207 131H210L211 132V134H210V132H207L206 130H203L204 131V133H205V135H204V133L202 132V134H200L201 135V139L199 140L198 138H196L197 136H198V133H195L196 131H198L197 130V128H195V126L197 125V124H200ZM221 122V123H220ZM197 123V124H196ZM215 123V124H214ZM229 123H231V124H235V125H231V124H229ZM66 124V125H65ZM183 124V125H182ZM185 124V125H184ZM193 125V127H190V126H192ZM196 124V125H195ZM236 124H237V126H238V124H239V126L237 127L236 126ZM65 125V126H64ZM179 125H181V127L179 126ZM27 126V127H26ZM67 126V127H66ZM177 126V127H176ZM190 128H189V127ZM234 126L235 127H237V129H234ZM175 127V128H174ZM180 127V128H179ZM183 127H187V129H189V130H187V129H185L186 130V132H190V130H192V133H194V134H192L191 132H190V134H188V133H186L185 132V130H184V128ZM197 127H198V129H199V127H200V125L198 126L197 125ZM224 127V126H223ZM108 127H106V129H107ZM222 128V127H221ZM36 129V128H35ZM174 129V130H173ZM180 130V132H179V130ZM194 129V130H193ZM195 129H196V131H195ZM236 132H235V131ZM242 130H244V129H242ZM223 131H225V135L223 134ZM233 131H234V133H236V134H240L241 135V133H243V137L242 136H240V139H238V140H241V142L240 141H238L237 143H236V136H238V135H235L234 133H233ZM175 132H177L176 133V136H175ZM184 134H183V133ZM179 133V134H178ZM219 135H218V134ZM230 133V134H229ZM232 133V134H231ZM68 134H71L70 136H71V138L73 139H71L70 138V136L68 135ZM172 134H173V136H172ZM189 135V139H195V141L197 142V144L195 143V141H191L190 143H188L189 145H187L188 147L189 146H191V149H196V152L197 153H200V154H198L199 155V157L200 156H202V158H200L198 161H200L201 162V159L203 160V161H207V160H204V159H206L208 156V161L210 162V164H208V166L206 165L207 164V162L205 163V162H203L202 161V163L204 164V167H205V165L207 166V169L205 170L204 169V167L202 166V165H200V166H202L203 167V172H207V170H210V169H212V170H210V171H212L213 172V169L214 168H212L211 166H214L215 168H218V167H216L217 165L219 166V164L217 163L218 161L220 162V157H221V159H223L224 158V156L223 155H225L224 153H228V151H226V150H229L230 152L232 151L233 152V148H234V146H237L238 144H240L239 146H237L235 149L236 150H234V152L231 154V155H228V158L229 159H234V157H233V155H234V153H235V151H236V162H235V159L233 160V163L231 164V162H232V160H230V162H229V159L227 160V156H226V160L228 161V165L229 166H226L225 164H227V161H226V163H220V165L221 166H219V169H221V167L223 166V164H224V166H223V168L220 170V172H218V171H216V169H214V172L213 173H221L222 171H223V169H224V167L227 169H225L226 170V173H225V170L223 171L224 173H221L220 175H218L217 173V175L216 174H214L215 175V177H217V176H219V177H217V182H215L216 181V179H215V181H214V179L212 178V176L214 177V175H213V173L212 172H210L209 171V173H211V174H209L210 175V179H209V181H210V183L212 182L211 180H213V182L211 183L212 184V186L214 185V187H215V185H216V187L215 188H208V187H210V183H209V181H208V178H207V180H206V178L205 177H207L208 176V173H206L205 175L206 176H204L203 174H202V176H204L203 178H204V180L206 181H202L201 182V175H200V173H202V172H198L197 173V171H196V174L197 175H199V176H201L200 178L201 179H199V178H197L198 180H199V182H197V179H196V176L197 175H195L194 176V174H195V172L193 171V170H195L196 168H194L193 166H195L196 164L195 163H190L191 161H193L194 160V162L195 161H197V159L199 158L198 157V155L196 154H192L191 155V152L189 151V150H191L190 148H189V150L187 149V147L185 146L186 144H184V142H185V140H182L183 139V137H184V139H186L185 137H187L186 135ZM192 134V136H193V138H192V136H190ZM196 134V135H195ZM209 135V137L207 136L206 137V135ZM216 134H217V136H216ZM229 134V135H228ZM235 136H234V135ZM200 135L198 136L199 138H200ZM228 135V136H227ZM230 135H232L233 137H231ZM178 136H179V138H178ZM182 136V137H181ZM194 136H195V138H194ZM202 136H205L204 138H206V140H205V142H203V140H202ZM212 136H214L215 138H213ZM220 136H223V137H225V138H223L222 137V139H220ZM191 137V138H190ZM212 137V138H211ZM239 137V136H238ZM259 137V136H258ZM207 138H209V140L211 139V141H208L207 142ZM219 138V142H218V140L217 139ZM227 138V143H228V141H229V143L228 144H226V142H224L223 140L224 139H226ZM232 138V139H231ZM233 138H235V140L233 139ZM244 138V139H243ZM260 138V137H259ZM175 139V140H174ZM187 139H188V137H187ZM186 139V140H187ZM189 139L187 140V141H189ZM214 139V140H213ZM71 140V141H70ZM181 140V141H180ZM198 140V141H197ZM217 142H216V141ZM230 140H233V142L235 143H233L232 141H230ZM74 141V142H73ZM174 141V142H173ZM183 141V142H182ZM199 141H201L200 142V145H201V143H202V146H200L199 147ZM213 141L215 142L214 144H212L213 143ZM221 141V142H220ZM68 142V143H67ZM71 142V143H70ZM182 142V143H181ZM193 142H194V144H193ZM222 142L224 143V144H222ZM230 142L231 143H233V144H230ZM240 142V143H239ZM203 143H205L204 145H203ZM206 143H211V145L212 146H210V144H209V146L210 147H212L213 148V146H214V148L212 149L213 151L212 152H214L215 153V155L218 153L219 155H217L218 156V158H217V156H215L214 157V153H212L211 151H208V150H210L209 148L210 147H208V149L206 148L207 147V145H206ZM218 143V144H217ZM219 143H220V145H219ZM60 144V145H59ZM179 144H178V146H179ZM182 144V145H181ZM193 146H192V145ZM219 145V146H217V145ZM221 144H222V147L224 148H220V146H221ZM237 144V145H236ZM73 145V146H72ZM174 145V144H173ZM194 145L196 146V148L194 147ZM197 145H198V147H197ZM224 145V146H223ZM225 145H229L231 148H228V146H225ZM43 146V147H42ZM44 146H45V148H44ZM48 146V147H47ZM203 146H204V148H203ZM52 147V148H51ZM59 147V148H58ZM176 147V146H175ZM216 147V148H215ZM249 147V148H250ZM43 148V149H42ZM55 148V149H54ZM179 148V147H178ZM177 148V149H178ZM198 148V149H197ZM199 148L201 149V150H199ZM206 148V149H205ZM219 148V149H218ZM227 148V149H226ZM242 148H243V146H242ZM256 148H257V150H256ZM187 149V150H186ZM215 149H216V151H217V153H216V151H215ZM218 149V150H217ZM223 149V150H222ZM226 149V150H225ZM231 149H233V150H231ZM241 149V148H240ZM251 149H249L248 151H250ZM42 150V151H41ZM48 150V151H47ZM182 150V151H181ZM194 150H192V153H194L195 151ZM197 150H199V151H197ZM204 150H207L208 151V153H207V151H206V153H207V156H206V158H205V155H206V153H205V151ZM222 150V151H221ZM239 150V151H238ZM43 151H45L46 152V154L43 152ZM72 151V152H71ZM186 151H188V153L186 152ZM194 151V152H193ZM219 151V152H218ZM225 151V152H224ZM241 151V152H240ZM69 152V153H68ZM162 152H164V153H162ZM186 152V153H185ZM195 152V153H196ZM205 153V155H203L204 153ZM221 152H223V154H221ZM229 152V153H230ZM240 152V154H238ZM243 152L245 153V156H247L246 158H245V156L243 155ZM40 153H41V155H40ZM68 153V154H67ZM181 153V154H180ZM190 153V155L192 156V158H187V155ZM210 153V154H209ZM228 153V154H229ZM242 153V154H241ZM65 156H64V155ZM178 154V155H177ZM239 156H238V155ZM15 155V157H13ZM42 155L44 156V157H42ZM172 155V154H171ZM179 155H181V156H179ZM189 155V156H190ZM212 157H211V156ZM227 155V154H226ZM234 155V156H235ZM240 155H243V156H240ZM41 158H40V157ZM64 156V157H63ZM72 156H74L75 157V155H72ZM188 156V157H189ZM190 156V157H191ZM262 156H264L263 154H262ZM261 155H260V157L261 158H263V159H261V160H264V157H262ZM10 157H13V158H17V159H14L13 160V158H11L12 160V162H10ZM19 157V158H18ZM66 157H67V159H66ZM73 157V158H74ZM183 157H184V159L185 160H183ZM195 157H197V159H194ZM204 157V158H203ZM211 157V158H210ZM237 157H239V158H237ZM46 158V159H45ZM72 158V159H73ZM76 158V157H75ZM151 157H149V158H146V160H145V162H149L148 164H150V162H153L154 160H152L151 161V159H150ZM172 158H174V159H172ZM180 158V159H179ZM212 158H214V163L216 164V165H212V164H214V163H212L213 162V159ZM242 160H241V159ZM155 159V158H154ZM188 159H190L189 161H188ZM243 161V159H244V161H245V159H246V162H244V164H247L246 166L247 167H245V165L242 163V166H243V168H242V166H239L240 168H242L241 169V171L242 172H240L239 170H240V168H238V166H237V168H238V170L236 169V164H239V161ZM250 159H253L254 161V163L257 165H255L253 162H252V160H250ZM18 160V161H17ZM150 160V161H149ZM163 160H164V158H163ZM183 161V163H181V165H180V161ZM186 160L189 162V164H191V167H193L192 168V171H191V168H190V165H186ZM217 160V161H216ZM248 160H250L251 161V163L255 166V170L257 169V170H259V171H257V172H259V173H255V171H254V168H252V164L250 163V161H248ZM9 161V162H8ZM15 161V162H14ZM168 161H174V166H177V167H175L174 168V166H173V164H172V162H170V164H172V165H169V162ZM238 161V162H237ZM241 161H240V165H241ZM247 161H248V163H247ZM40 162V163H39ZM42 162V163H41ZM67 162H69V163H67ZM156 162H158L159 164H155ZM8 163L10 164V165H8ZM13 163V164H12ZM64 163V164H63ZM66 163V164H65ZM168 163V164H167ZM179 165V167L181 166V168H178V165ZM199 162H197V164H198ZM202 163H199V164H202ZM234 167V168H232L231 167V170L229 169V171H228V168L230 167V164ZM236 163V164H235ZM14 164H16L15 166H14ZM147 163H145V165H147V167L150 169V167H151V165H150V167H149V165H148ZM192 164H194L193 166H192ZM199 164L198 165H196L195 167H197L198 168V170H200L199 169ZM233 164H235V166L233 165ZM249 164H251L250 166H251V168L253 169H251L250 167H249ZM258 164H259V166H258ZM62 165H63V167H64V169H63V167H62ZM156 165H157V167H156ZM159 165H162V167H164V168H162V170L164 169V172H161V170H159L160 169V166ZM184 165H186V166H184ZM7 166H10L9 168L7 167ZM67 166V167H66ZM169 166V167H168ZM174 168L173 169V171H174V173H175V177H174V175H172V174H174L173 172H172V169H168V168ZM185 167V169L186 168H188V169H190V172H189V170L187 171V169L185 170V169H183L184 167ZM189 166V167H188ZM199 166V167H198ZM11 167L14 169H11ZM68 169L69 167H70V170L68 169V173H70V175L68 174L67 175V169ZM146 167V168H147ZM155 167H156V170H158V171H156L155 170ZM159 167V168H158ZM208 167H211L210 169L208 168ZM228 167V168H227ZM257 167V168H256ZM61 168H62V170H61ZM147 168V169H148ZM176 168H177V171L179 172V173H177V171H176ZM201 168V167H200ZM247 169L248 170V168H250L251 170L249 171V173L247 172V170H245V169ZM6 169H7V171H6ZM165 169H167L168 170V172H167V170H165ZM182 169L184 170L183 172H182ZM218 169V170H219ZM264 169V168H263ZM8 170H11V172L10 171H8ZM180 170V171H179ZM197 170V169H196ZM205 170V171H204ZM235 170V171H234ZM63 171V172H62ZM104 171V170H103ZM148 171V172H149ZM154 171V172H153ZM155 171H156V173H157V175H159V178H158V176L156 175V173H155ZM166 171V172H165ZM171 173H170V172ZM176 171V172H175ZM232 171H234V173H237L236 175H238L239 177H241V176H243L244 174H246V175H244L243 177H244V179L247 177V180H249L250 182H252V183H255L254 181H258L257 183H259V184H257V186L256 185H254L253 186V184L252 183H249V181L247 182V185L248 184H250V186L252 185V187H249L248 188V186L247 185H245L244 184V182L246 181V179L244 180L243 178H242V181H241V183L240 182H238V184H235V183H237V182H235V181H239V179H235V177L236 178H239L238 176H236ZM237 171V172H236ZM243 171H244V174H243ZM252 171H254V174H252ZM53 172V173H52ZM66 172V173H65ZM161 173V174H158V173ZM181 172V173H180ZM187 172V173H189V174H187V176L185 175V173ZM192 172V173H191ZM193 172H194V174H193ZM228 172H232V174H234L233 176L234 177H232V174L230 175ZM238 172H240V173H242V174H240V173H238ZM247 172V173H246ZM49 173V174H48ZM104 173H106V172H104ZM154 175V173H155V175H156V177L158 178V181L160 182V184H161V180H163V179H165V180H163V183L168 179V182H170V183H168L167 182V184H168V186H167V184L165 183L164 184V186H166L165 188L167 189L168 188V190H164L162 187H163V183L160 185L161 186V188L159 189V192H157L158 190V188H159V186L157 187V189L155 188H153V185H152V188H151V183H154L156 180H157V178L155 177V175H154V177L152 176V174ZM171 174L172 176V178L170 177V176H168V174ZM193 174V176H194V179H193V177H191V174ZM263 173H264V170H263ZM55 174V175H54ZM65 174V175H64ZM99 175V176H97V175ZM101 174V175H100ZM166 174V175H165ZM222 174H229V175H227V176H229L230 178H231V180H233V178H234V180L235 181H233V182H230L231 183V185L230 186H228V182H229V179H226V177L224 176V175H222ZM248 174H250V176L251 177H249L248 176ZM258 174V175H257ZM62 175V176H61ZM64 175V176H63ZM68 177H67V176ZM103 175H106V176H103ZM190 176V178H189V180L191 179V184H192V182L194 183V181L195 182H197L198 184L201 182V184H197L200 188H201V190H205L204 189V187H205V184H206V187L208 188V190L206 189L204 192H205V194L203 193L202 195H201V199H200V196L198 197L197 196V193L195 192V191H198L200 188L196 185L195 187H196V189L195 188H193V192H195V193H193V192H190V195L189 196H187L188 198H186L185 197V192H186V188H185V186H187V184H188V182L190 183V181L187 179V177H189ZM99 177V178H94V177ZM101 176V177H100ZM162 176V177H161ZM164 176H166V178H164ZM198 176V177H199ZM223 176V177H222ZM246 176V177H245ZM252 176H254V177H252ZM257 176L258 177H260L261 178V180H260V178H257ZM10 177V178H9ZM15 177V178H14ZM146 177V178H145ZM185 177V178H184ZM225 178V181H224V179H222V178ZM69 178V179H68ZM92 178H94V180H95V182H94V180L92 179ZM148 178H151V179H148ZM153 178H154V180H153ZM155 178H156V180H155ZM160 178H162V179H160ZM170 178V179H169ZM178 178H180V182L178 181ZM182 178H183V180H182ZM212 178V179H211ZM248 178H250V179H248ZM255 178L256 179H258V180H255ZM16 179V180H15ZM61 179V180H60ZM97 179V180H96ZM104 179H107V178H104ZM184 179H186V180H188V181H186L185 180V182H187V183H185L184 184ZM193 179V180H192ZM221 181H219V180ZM252 179H254V180H252ZM7 180V181H6ZM11 180H13L12 182H10ZM68 180V181H67ZM85 180V181H84ZM93 180V181H92ZM103 180V179H102ZM109 180V179H108ZM149 180H152V182L150 183L149 182ZM171 180V181H170ZM172 180H177L176 182L174 181H172ZM226 180H227V183H224V182H226ZM230 180V181H231ZM241 180V179H240ZM244 180V181H243ZM9 181V182H8ZM21 181V182H20ZM49 181V182H48ZM74 182V184L72 183V184H69V182ZM154 181V182H153ZM259 181H262L261 183L263 184H261ZM8 182V183H7ZM16 182V183H15ZM60 182V183H59ZM70 182V183H71ZM108 182V183H107ZM134 182V181H133ZM173 182V184H171ZM235 182V183H234ZM20 183V184H19ZM59 183V184H58ZM111 183H113V184H115L114 183V179H112V182ZM110 183V184H111ZM175 183L176 184H178V187L180 188V191L179 190H176L177 189V186H176V189L175 188H173V186H175ZM208 183H209V186H208ZM214 183V184H213ZM217 183L219 184V186L217 185ZM221 183V184H220ZM235 184L236 185V187L238 186V188H239V190L238 191H240V188H242V186H243V188L244 189H241L242 190V192H239L240 194H241V196L244 198V200H246V201H241L243 198L241 197V198H239V199H237L239 196H240V194L238 193V191H236L238 188H236V190H234L235 188L233 187L234 185L233 184ZM240 183V184H239ZM246 186V188H245V186L243 185V184ZM246 183V182H245ZM46 184V185H45ZM58 184V185H57ZM68 184H69V186H68ZM91 184L94 186L93 187V189L95 188V190L93 191L92 190V188H90L91 187ZM112 184V185H113ZM169 184H171V185H173V186H171V185H169ZM203 184H204V187H202L203 186ZM227 186H226V185ZM256 184V183H255ZM61 187H60V186ZM85 185H87L86 187V189H84L85 188ZM182 185V186H181ZM195 185V184H194ZM201 185V186H200ZM223 187H222V186ZM5 186V188H3ZM72 186V187H71ZM79 186H81L80 188H82V189H84V190H87L86 191V194H84L83 195V192H80V191H82V189L80 190V191H77L78 190V188H79ZM90 186V187H89ZM96 186V187H95ZM102 186V188H104ZM132 186V187H131ZM171 186V187H170ZM181 186V187H180ZM211 186V187H212ZM233 187V189H231L232 187ZM256 186V187H255ZM258 186H259V188H258ZM260 186H262L263 187V189L262 190H260ZM57 187V188H56ZM59 187V188H58ZM140 187V186H139ZM205 187V188H206ZM219 187V188H218ZM225 187V188H224ZM227 187H229V188H227ZM231 187V188H230ZM253 187H255L254 188V190H253ZM47 188V189H46ZM70 188H72V190L70 189ZM77 188V189H76ZM79 188V189H80ZM91 189V191L89 192L88 191V189ZM133 188V189H132ZM134 188H135V190H136V192L138 193H135V191H134ZM147 188H148V190H147ZM151 188V190H150V192H149V189ZM169 188L171 189V188H173V189H171V193H170V191H169ZM178 188V189H179ZM199 188V189H198ZM216 188H218V190L220 189L221 191H223V190H225V191H223L224 193V195H221L222 194V192H220V190L218 191L217 190V195L219 196L220 195V197H221V199L219 200V198L220 197H216V194H215V189ZM257 188V189H256ZM43 189H44V191H43ZM131 189V190H130ZM144 189V190H143ZM212 189H214L215 191H213V193H214V196L216 197V198H214V196H213V194H211L213 197H212V199L214 200V201H216L217 203H218V201L219 202H221V204L223 203H227L228 201H226V200H229L230 201V203H228V204H230L229 205V207H230V209H229V211H231L232 209L233 210H236L235 208H237V213L235 212V211H231V214L233 213V212H235V213H233V215L231 216H229V214H230V212H227L228 211V206L227 205H225V206H227V207H225V206H223V204H222V206L224 207H221V204H220V207L221 208H219L220 209V211L223 209V210H227L226 211V213H225V211H221L222 213H220V218L221 219H218L219 217H217L216 219H215V221L213 220V222H216L214 225H217L218 223H219V221L220 220H222L226 225H224V227L223 228H221V230L220 231H218V232H216V234L212 237V239H213V243L211 244V249L210 250H208V251H199V253L198 252H196L195 254H193L192 253V246H191V240L193 239L194 240V238L195 237H197L198 235L196 234V233H191L190 232V228H189V226H190V224L189 223H186V222H180L186 215H187V213H188V210H190V207L191 206H193V204H194V201H192V200H197L200 204L202 203V206L204 205L203 204V202H209V200L207 199L208 197H207V194H206V192L207 193H209V192H212L211 190ZM223 189V190H222ZM245 189H248V191L250 192V194H249V192L248 191H245ZM250 189V190H249ZM259 189V190H258ZM68 190H70L69 192H67ZM83 190V191H84ZM98 192H97V191ZM154 190V191H153ZM157 190V191H156ZM227 190H229L228 192L229 193H227ZM231 190H233V191H231ZM245 192H244V191ZM252 190V191H251ZM256 190H258V191H256ZM43 191V192H42ZM46 191V192H45ZM92 191H93V193H92ZM96 191V192H95ZM105 191V190H104ZM127 191V192H128ZM139 191H141L142 192V195H141V193H139ZM150 193V194H152L153 192V194L152 195H150V194H148V192ZM151 191H153V192H151ZM161 191V192H160ZM166 192V193H170L171 195L173 194V196H171V195H169V193L168 194H164L165 195V197H164V199H167L166 197H168V201L170 202L171 200V203H172V205L174 206H172L168 201V204H170L169 206H172L171 207V211H173L172 209H174V211L173 212H171L170 211V207H167V205L165 206V203H166V200H163V194H162V192ZM168 191V192H167ZM173 191V192H172ZM182 191V192H181ZM230 191H231V196L229 195L230 194ZM235 191V195L238 193L239 194V196H238V194L236 195V196H232L233 194H232V192H234ZM255 192L256 191V193H253V195H254V198H253V195L251 194L252 192ZM44 192H45V195L43 196V194H44ZM72 192V193H71ZM77 192H80L81 193V196L82 197H78V198H75V196L77 197L78 196V193ZM85 192V191H84ZM128 192V195H130V193ZM201 193H202V191H200ZM226 192V193H225ZM243 192H244V194H243ZM246 192L249 194V195H251L252 196V198H250L249 199V197H251V196H249L248 194H246ZM257 192H258V194H257ZM261 193V198H260V193ZM47 193V194H46ZM55 193H58V194H55ZM65 193H67V194H65ZM69 193V194H68ZM74 193V194H73ZM80 193H79V196H80ZM94 193H95V195H94ZM159 194V197L161 196V195H163V196H161V199H159V197H157L156 196V194ZM218 193H220V194H218ZM24 194H26V195H24ZM54 194V195H53ZM77 194V195H76ZM148 194V195H147ZM157 194V195H158ZM184 194V195H183ZM41 195V196H40ZM63 195V196H62ZM73 196V198L71 197L70 198V196ZM75 195V196H74ZM92 195V196H91ZM142 196V197H138V196ZM183 195V196H182ZM198 195H200V193L198 194ZM204 195H206V196H204ZM244 195H248L249 197L247 198V196H244ZM255 195H257L256 196V198H257V200L255 201ZM26 196V197H25ZM42 196L44 197V198H42ZM56 196V197H55ZM59 196V197H58ZM85 196V197H84ZM86 196H87V198H86ZM95 198H94V197ZM152 196H153V199H154V201L157 199V201L156 202H154L153 200H152ZM206 197V200H205V198H203V197ZM225 196H227V197H225ZM61 197V198H60ZM63 197H65V198H63ZM67 197V198H66ZM71 200H74V202L73 201H70V199ZM83 197H84V199H86V200H84L83 199ZM88 197H89V199H88ZM138 197V198H137ZM150 197V198H149ZM154 197H156V198H154ZM184 197V201L183 200H181V198H183ZM190 197V198H189ZM195 197V198H194ZM228 197H231V198H228ZM232 197H233V199H232ZM26 198V199H25ZM38 198V199H37ZM39 198H41V200L39 199ZM83 199V201H85V202H83L82 201V199ZM93 198H94V200H93ZM105 198H106V196H105ZM143 198V199H142ZM169 198H170V200H169ZM197 198H199V199H197ZM218 198V199H217ZM224 198V199H223ZM226 198H228V199H226ZM263 198V200H261V201H259V202H257L258 201V199L260 200V199H262ZM43 199V200H42ZM67 199H69V201L67 200ZM80 200V201H78V200ZM134 199H136V201L134 200ZM163 200V201H160L161 202V204L160 203H157L159 200ZM174 199V200H173ZM205 201H204V200ZM210 199H211V197H210ZM232 199V200H231ZM236 200V201H233V200ZM88 200H90V201H88ZM93 200V201H92ZM109 200H111V201H109ZM132 202H131V201ZM138 200H140L141 201V203H143V206H142V204L140 203V201L137 203V201ZM145 200V202H143ZM203 200V201H202ZM208 200V201H207ZM218 200V201H217ZM222 200H223V202H222ZM224 200H225V202H224ZM249 200V201H248ZM251 200H253L252 202L253 203H255L254 205L250 202ZM25 201V202H24ZM39 201V202H38ZM65 201V202H64ZM86 201H88L89 203H90V205H91V202H94L93 203V206H94V204L95 205H97V206H92L94 209L96 208V210H93L92 211V207H90V206H88V209L90 210V211H92V213L93 214H95V212L97 213L98 211V213H99V215L100 214H102V215H100V216H104L105 217V210L107 211V209H111L110 210V212H109V210L107 211V214L108 215H106V216H110L111 217V215L113 214L111 211L113 210V212H115V211H117V209L119 210V211H121V209H122V213H120L119 212V214H118V212H115L114 214L116 215H113L111 218L113 219V217H114V219L115 218H117L118 216H120L121 214L123 215H121L120 216V218L121 217H123V219L126 217V219H120V218H117V219H115V220H117L118 222H119V220H120V222L119 223H117V221H115L114 223H113V221H114V219H113V221H111V220H109V219H111V218H109V217H105L104 219L106 220H102L101 218H99L98 217V214L96 215H93L90 211H88L87 210V202ZM153 201V203H156V204H151V202ZM165 201V202H164ZM182 201H183V203H182ZM190 201V202H189ZM212 201V200H211ZM231 201H233V203L231 202ZM237 201H241L240 203H242V202H244V203H242V205L239 203H237ZM76 202V203H75ZM104 204H106L104 201H102ZM135 202H136V205H135ZM147 202V203H146ZM163 202H164V206H162L163 205ZM245 202L248 204V205H250L248 208H247V206L245 205ZM250 202V203H249ZM59 203H61L60 205H58ZM72 203V204H71ZM79 204L80 203V205H78L77 204V207H75L76 205L75 204ZM86 204V205H84V204ZM132 203V204H131ZM144 203H145V205H144ZM179 203V204H178ZM189 203V205H187ZM236 203V205L237 206H239V208L238 207H234V204ZM264 203V202H263ZM64 204V205H63ZM73 204H74V207H73ZM83 204V205H82ZM141 204V205H140ZM150 206H149V205ZM157 204L159 205V207L157 206ZM184 204V205H183ZM191 204V205H190ZM209 204V203H208ZM207 204V205H208ZM233 206H232V205ZM251 204L253 205V206H251ZM50 205V206H49ZM67 205H69V206H67ZM82 205V206H81ZM146 205H147V208H146ZM151 205L153 206V205H156V207H158L159 209H161V210H159V209H157L156 210V207H151ZM161 205V206H160ZM178 205V206H177ZM218 205V204H217ZM235 205V206H236ZM263 204H261V206H262ZM62 206V207H61ZM102 209V211L100 210V208ZM110 206H112L111 208H109ZM140 206H141V208H142V210H138L139 208H140ZM180 206V207H179ZM243 206H246V208L245 207H243ZM259 205H257V208H259L258 207ZM60 207V208H59ZM65 207V208H64ZM69 208V207H71L72 208V210L71 211H69L70 209H66V208ZM79 207H80V209H79ZM82 207V208H81ZM85 207H86V210H87V216L89 217H87V216H85L86 214V212H85ZM92 208V209H90V208ZM137 207H138V209H137ZM143 207L145 208V209H147V210H145V209H143ZM151 207V208H150ZM163 207H167L168 209H166V211L168 210V212H169V214L167 213H165V208H163ZM189 207V208H188ZM231 207H233V208H231ZM240 207L242 208V211L244 210V213L245 214H247V215H249V216H246L243 212L241 213V211H240ZM251 207V208H250ZM263 207L264 206H262V209H263ZM58 208V209H57ZM83 208H84V210H83ZM149 208V209H148ZM179 208V209H178ZM245 208V209H244ZM252 209V212H254L253 213V215H255L256 213V215L255 216H253L252 215V213H251V210L250 211H248V209ZM64 209V210H63ZM75 211H74V210ZM135 209V210H134ZM153 210L152 212H154L153 214H155V212L157 213V214H159V215H153V216H155L157 219H154L153 218V216H152V213H151V211H148V210ZM177 209V210H176ZM59 210V211H58ZM81 210V211H80ZM123 210H124V212H123ZM131 210H134V211H131ZM136 210H138V212H137V216H135V212H136ZM143 210H145V211H143ZM245 210L248 212V213H246L245 212ZM260 210H261V208H260ZM61 211V212H60ZM64 211V213H62ZM76 212V211H78V213L76 212L75 214H74V212ZM80 211V212H79ZM140 211H141V213H143V217H139V216H141V214H140ZM147 211L149 212V213H151L149 216H148V214L149 213H147ZM161 211V212H160ZM175 211H177V212H175ZM240 211V212H239ZM13 212H14V214L15 215H13ZM56 212V213H55ZM88 212H89V215H88ZM101 212V213H100ZM104 214H103V213ZM109 212V213H108ZM126 212H128V214H129V212H130V215H128ZM131 212H134L133 214H131ZM163 212H164V214H163ZM238 212L241 214L240 215V217H239V214H238ZM251 214H250V213ZM263 212V214H264V209L261 211V213ZM69 213V214H68ZM74 215H73V214ZM81 215H80V214ZM91 213V214H90ZM110 213H112L111 215H109ZM145 213V214H144ZM161 213V214H160ZM173 213V214H172ZM174 213H175V215H174ZM181 213V214H180ZM67 214V215H66ZM126 214H127V216H126ZM147 214V218H146V215ZM166 214V215H165ZM172 214V215H171ZM178 214V215H177ZM186 214V215H185ZM226 214H228V215H226ZM237 214V215H236ZM242 214H244V215H242ZM23 215H26V216H24V217H21V216H23ZM54 215H55V217H56V215H57V217L56 218H54ZM83 215V216H82ZM91 215H92V217H91ZM132 215V216H131ZM133 215H134V217H133ZM162 215H165L164 217L165 218H163V216ZM167 215L169 216L170 215V217H172L171 218V220H169V218L167 217ZM174 215V216H173ZM184 215V216H183ZM223 215V216H222ZM15 216V217H14ZM93 216H94V218H93ZM130 216V217H129ZM144 216H145V218H144ZM152 217L151 219H154L153 221L150 219V218H148V217ZM160 216V217H159ZM179 216V217H178ZM255 217V218H253V217ZM257 216H258V218H257ZM12 217L14 218V220L12 219ZM34 217V218H33ZM40 219V221L37 219ZM46 217V218H45ZM60 217V218H59ZM82 217V218H81ZM96 217H98V218H96ZM131 217H133V218H137V219H143V220H134L133 221V218H132V220L130 219ZM180 217H181V219H180ZM225 217V218H224ZM229 217V218H228ZM235 217V218H234ZM244 217H245V219L247 220L246 222H245V219H244ZM247 217L249 218V219H247ZM252 217V218H251ZM263 217H264V215H263ZM20 218H21V220H20ZM26 218V221L24 220ZM36 218V219H35ZM85 218H86V220H85ZM90 218H93V220L92 219H90ZM103 218V217H102ZM164 220V222L161 220ZM168 218V219H167ZM174 218V219H173ZM177 218H179V219H177ZM240 218V219H239ZM262 218V217H261ZM29 219V220H28ZM54 219V220H53ZM60 219V220H59ZM80 219H83V220H80ZM101 219V220H100ZM119 219V220H118ZM128 219V220H127ZM158 219H159V221H160V225H161V223L163 222L164 224H165V226H161V227H159L160 228V230H159V228H158V225H157V223H159L158 222ZM175 219H176V222L174 223L173 221H175ZM212 219H214V218H212ZM218 219V220H217ZM230 219H232V222L230 221ZM235 220V222H234V220ZM236 219H237V221L238 222H236ZM241 219H243V221H244V223H250L251 225H253L254 226V228L251 230V231H245L244 230V228H241L242 226V220ZM24 220V222L22 223V224H24L25 223V225H22L21 224V222ZM65 220V221H64ZM92 220V221H91ZM111 222L110 224H113V226L114 227H116L115 229H113L114 227L112 226V228H111V226H110V224H109V221ZM122 220V221H121ZM147 220V221H146ZM150 220V221H149ZM157 220V221H156ZM168 222H167V221ZM179 220V222H177ZM228 220V221H227ZM80 221H81V223H80ZM84 221V222H83ZM96 221H97V223H96ZM100 221V222H99ZM102 221H104L103 223H102ZM126 221V222H125ZM130 222V221H133V222H131V223H129V225H128V222ZM135 221H139V223L141 224V226L139 225V223H137V222H135ZM141 221V222H140ZM142 221H144V222H142ZM148 221L150 222L149 224H148ZM169 224H167L166 222ZM170 221H171V223L173 222L174 224L173 225H175L176 227H174L173 225H171L170 226ZM183 221V220H182ZM217 221H218V223H217ZM42 222V223H41ZM108 222V223H107ZM124 224H123V223ZM147 222V223H146ZM153 222V223H152ZM156 222V225L154 224ZM209 222H211L210 220H209ZM209 222H207L208 223V225H210L211 223H209ZM19 223V224H18ZM104 224L105 226H107V227H105L104 225L103 226H101L102 224ZM142 223H144V224H146V225H144V224H142ZM162 223V224H163ZM186 223V224H189V226L188 225H186L188 228H186V226L184 225V224ZM234 223V224H233ZM242 223V224H241ZM261 223V224H260ZM13 224V225H12ZM90 224V225H89ZM109 224V225H108ZM115 224L118 226L119 225V229L117 228V226H115ZM121 224V225H120ZM132 224H134V226L132 225ZM152 224V225H151ZM163 224V225H164ZM167 224V225H166ZM181 224V225H180ZM236 224V225H235ZM240 224V225H239ZM263 224V225H262ZM20 225H22V226H20ZM132 225V226H131ZM139 225V226H138ZM142 225H143V227H142ZM234 225V226H233ZM259 225V226H258ZM32 226V228H29V227H31ZM53 226V227H52ZM68 226V227H67ZM99 226V227H98ZM108 226H110V227H108ZM126 226V227H125ZM128 226H131L132 228L134 227H136V226H138V228L140 227V229H136L137 230V232L135 233L134 232V230L135 229H131L130 227H128ZM167 226H169V228L171 227L172 229H174V228H179V232L178 233H180V234H177V232H175L174 233V231H172V229H168L167 228ZM182 226H183V230H182ZM256 226V227H255ZM21 227H23V228H21ZM50 227V228H49ZM76 229H75V228ZM145 227V228H144ZM191 227V226H190ZM3 228V227H2ZM39 228H41V230H43L42 232H41V230L39 229ZM54 228V229H53ZM72 228V229H71ZM106 229V230H104V229ZM108 228L110 229H113L115 232H113L111 229V231H112V234H111V231L110 230H108ZM121 228V229H120ZM124 228L126 229H128V230H124ZM20 229V230H19ZM30 229V230H29ZM34 229V230H33ZM35 229H37V230H35ZM39 229V230H38ZM57 229V230H56ZM117 229V230H116ZM158 231H160L161 232V230L163 231V229L165 230H167L169 233L172 231V234H174V235H176V236H174V235H170L168 232H166V230L164 231V232H162V234L164 233V235L163 236H165L166 235V237H163V236H160L161 235V233L159 232V234H158V232H156V230ZM188 229V231H186V230ZM190 229V230H189ZM234 229H235V231H234ZM261 229V230H260ZM12 230V231H11ZM21 230L23 231L22 233H21ZM26 232H25V231ZM78 232H77V231ZM130 230V231H129ZM132 230V231H131ZM143 230V231H142ZM146 230V231H145ZM150 230H152V231H150ZM176 230V229H175ZM181 230V231H180ZM185 230V231H184ZM257 230H259V231H257ZM32 231V232H31ZM34 231V232H33ZM38 231V232H37ZM55 231V232H54ZM71 231H73L72 233H71ZM90 231V232H89ZM93 231V232H92ZM103 231V232H102ZM106 231V233H105V235H104V232ZM119 232V234H120V236L122 235V233H125V231H129V232H126V235L125 234H123V235H125L126 237L130 234V232L132 233V235L130 234V237L128 238L127 237V240H126V237L125 236H123V237H117L118 239H115L116 237L115 236H119V234H118V232ZM124 231V232H123ZM154 231V232H153ZM192 231V230H191ZM237 231V232H236ZM5 232V230H4V228L2 229V235H3V238L5 239V234L6 233H4ZM17 232V233H16ZM28 232V233H27ZM36 232V233H35ZM57 232V233H56ZM76 232V233H75ZM80 232V233H79ZM85 232V233H84ZM97 233V235H96V233ZM150 232H152L153 234H150ZM187 232H189V233H187ZM228 232V233H227ZM251 232V233H250ZM261 232V233H260ZM20 233H21V235H20ZM30 233V234H29ZM32 233H33V235H32ZM42 236V237H44L45 239V241H46V245L44 246L45 247V255L40 251L41 250V247H40V244L39 243H37V241L38 242H40V240H41V236L39 235V234ZM70 233V234H69ZM108 233V234H107ZM114 233V234H113ZM127 233H128V235H127ZM134 233V234H133ZM183 233V234H182ZM221 233V234H220ZM246 233V234H245ZM247 233H249V234H247ZM24 234V235H23ZM44 234V235H43ZM55 234V235H54ZM86 234H87V236H86ZM102 234H103V237H101L102 239H103V242H101V240L100 239H98V237L99 236H102ZM107 234V235H106ZM111 234V235H110ZM140 236H139V235ZM155 234H157V235H155ZM187 234H188V237H187ZM190 234V235H189ZM225 234V235H224ZM230 234V235H229ZM254 234V235H253ZM20 235V236H19ZM37 235H39V236H37ZM47 235V236H46ZM57 235H58V238H57ZM83 235H85V236H83ZM91 235V236H90ZM93 235H95L94 237H93ZM108 235H110L109 237L110 238H106L105 236H108ZM113 235V236H112ZM133 235H134V238H133V240H130V239H132V237H133ZM135 235H136V237H135ZM151 236V239H149V236ZM156 236V238L158 239H155V236ZM167 235H169V236H167ZM181 235V236H180ZM182 235H184V236H182ZM220 235V236H219ZM246 237H245V236ZM258 235V236H257ZM21 236L23 237V238H21ZM31 236V237H30ZM32 236H33V238H32ZM65 236V237H64ZM83 237V240H84V243H83V245H82V237ZM159 236H160V238H159ZM172 236H173V238H172ZM192 238H191V237ZM219 236V237H218ZM226 236V237H225ZM253 236V237H252ZM25 237V238H24ZM28 237V238H27ZM29 237H30V240H29ZM37 237H39V239L37 238ZM50 237H52V238H50ZM87 239H86V238ZM90 237V238H89ZM92 237V238H91ZM161 237H162V241L160 242L159 241V239H161ZM167 237H168V239H167ZM176 237H178V238H176ZM185 237V240L183 239V238ZM221 237V238H220ZM19 238V239H18ZM35 238V239H34ZM59 240H57V239ZM79 238V239H78ZM96 240H95V239ZM100 238V237H99ZM106 238V239H105ZM114 238V239H113ZM120 238V239H119ZM123 238V239H122ZM136 238H137V240H136ZM153 238V239H152ZM163 238H164V240H166V241H164L163 240ZM170 238V239H169ZM180 238V239H179ZM181 238H182V240H181ZM198 238V237H197ZM218 238V239H217ZM221 240H220V239ZM254 238H255V240H254ZM21 239H24V240H26V241H23V240H21ZM72 239V240H71ZM112 239V241H110ZM125 239V240H124ZM173 239V240H172ZM187 239H189V241L187 240ZM224 239V240H223ZM228 239H229V241H228ZM250 239V240H249ZM258 239V240H257ZM263 239V240H262ZM34 240V241H33ZM56 240V241H55ZM79 240V241H78ZM80 240H81V243H80ZM100 240V242H96V241H99ZM105 240V241H104ZM117 240H119L118 242H115V241H117ZM132 241V242H130V241ZM136 240V241H135ZM143 240H144V242H143ZM151 240V241H150ZM157 240V241H156ZM170 240H172L171 242H169ZM181 240V241H180ZM195 240H197L196 238H195ZM194 240V241H195ZM228 242H226V241ZM254 240V241H253ZM19 241H21L22 243H20ZM50 241V242H49ZM56 243H55V242ZM110 241V242H109ZM114 241V243H118V244H114V243H112ZM122 241V242H121ZM124 241V242H123ZM127 241H129L128 243H127ZM133 241H135L134 243H133ZM156 241V242H155ZM164 241V242H163ZM183 241V242H182ZM186 241V242H185ZM221 241V242H220ZM249 241V242H248ZM255 241L257 242V243H255ZM27 242H31L30 244L29 243H27ZM33 242V243H32ZM62 242V243H61ZM73 242V243H72ZM74 242H76V247H75V245H72L71 246V244L70 243H72V244H74ZM86 242V243H85ZM120 242V243H119ZM126 242V243H125ZM153 242V243H152ZM169 242V243H168ZM173 242V243H172ZM188 242H190V244L188 243ZM68 243V244H67ZM88 243H89V245H88ZM100 243V244H99ZM106 243V244H105ZM110 243V244H109ZM136 243V244H135ZM165 243L166 244H168L167 246L165 245ZM171 243V244H170ZM183 243V244H182ZM187 243V244H186ZM227 243V244H226ZM240 243V244H239ZM252 243V244H251ZM259 243V244H258ZM18 244V245H17ZM78 244V245H77ZM111 244L113 245V246H111ZM161 244H164V246H162ZM218 244H219V246H218ZM237 244H239L238 246H237ZM248 244H250V245H248ZM260 244H261V246H260ZM13 245V246H12ZM54 245V246H53ZM68 245V246H67ZM87 245V246H86ZM105 245V246H104ZM107 245V246H106ZM115 245V246H114ZM117 245H119V246H117ZM122 245V246H121ZM125 245V246H124ZM127 245V246H126ZM129 245V246H128ZM184 245H186V246H184ZM187 245H189L190 246V248H189V246H187ZM230 245V246H229ZM233 245V246H232ZM247 245V246H246ZM257 245V246H256ZM32 247L31 249L33 250H31L30 249V247ZM58 246V247H57ZM80 248H79V247ZM86 246V247H85ZM218 246V247H217ZM232 246V247H231ZM253 246V247H252ZM38 247H40V248H38ZM65 247H67V248H65ZM73 247V248H72ZM79 248V251H78V249L76 250V248ZM82 247L84 248V250L82 249ZM110 247V248H109ZM113 247V248H112ZM123 248L124 247V249H122L121 250V248ZM128 247V248H127ZM137 247V248H136ZM187 247H188V251H189V249L191 250V253H190V251L188 252L187 251ZM227 247V248H226ZM238 247V248H237ZM241 247V248H240ZM259 247H261V248H259ZM15 248V249H14ZM126 248H127V250H126ZM258 248V250H256ZM51 249V250H50ZM72 249V250H71ZM82 249V250H81ZM92 249V250H91ZM106 249V250H105ZM169 249V250H168ZM244 249V250H243ZM254 249V250H253ZM27 250V251H26ZM80 250H81V252H82V254H84V256L82 257V255L80 254ZM90 250V251H89ZM112 250H114V251H112ZM143 250V251H142ZM170 250H172V251H170ZM221 250H223V251H221ZM234 251L233 253H232V251ZM243 250V251H242ZM252 250V251H251ZM29 251V252H28ZM41 252V254H40V252ZM64 251V252H63ZM71 251V252H70ZM75 251H78V253L79 254H77V252H75ZM85 251H86V253H85ZM142 251V252H141ZM230 253H229V252ZM30 252H32L33 253V256H32V253H30ZM51 252V253H50ZM66 252V253H65ZM75 252V253H74ZM90 252V253H89ZM109 252V253H108ZM164 252V253H163ZM173 252V253H172ZM187 252L189 253V255L190 254H193L192 256L194 257V259H193V257L191 258V257H189V256H187L188 254H187ZM205 252V253H204ZM243 252V253H242ZM246 252V253H245ZM256 253V257L254 256L255 255V253ZM27 253V254H26ZM29 253V254H28ZM36 253V254H35ZM48 253V254H47ZM87 253H88V255H87ZM102 253H103V255H102ZM106 253V254H105ZM120 253V254H119ZM144 253V254H143ZM163 253V254H162ZM202 253H204V254H201ZM207 253V254H206ZM221 253H222V255H221ZM246 255H245V254ZM252 253H254L253 255H252ZM257 253H258V256H257ZM39 254V255H38ZM52 254H54V255H52ZM65 254V255H64ZM94 254V255H93ZM169 254V255H168ZM179 254V255H178ZM198 254H200V256L198 255ZM236 254V256H234L233 257V255H235ZM250 254V255H249ZM262 256H261V255ZM28 255V256H27ZM40 255H42V256H40ZM44 255V256H43ZM48 255H49V257H48ZM76 255V256H75ZM78 255V256H77ZM99 255H100V257H99ZM124 255V256H123ZM149 255V256H148ZM174 255V256H173ZM176 255V256H175ZM205 255V257H203ZM207 255H208V257H207ZM219 255H221V256H219ZM223 255H225V256H223ZM229 255V256H228ZM243 255V256H242ZM248 255L249 256H251L252 258H255V259H257L258 257L260 258V260H259V258H258V260H254V259H249V258H251V257H249V258H247L248 257ZM37 256V257H36ZM48 257V259H47V257ZM53 256V257H52ZM75 256V257H74ZM81 256V257H80ZM107 256V257H106ZM157 256V257H156ZM179 256V257H178ZM199 256V257H198ZM233 258H232V257ZM242 256V257H241ZM33 257H34V259H33ZM38 257H39V259H38ZM41 257V258H40ZM54 258V259H52V258ZM66 257V258H65ZM79 257V258H78ZM93 257V258H92ZM106 257V258H105ZM126 257V258H125ZM196 257H198V258H196ZM201 257H202V259H201ZM244 257H245V259H244ZM27 258V259H26ZM36 258V259H35ZM42 258H43V261H41L42 260ZM58 258V259H57ZM64 258V259H63ZM90 258V259H89ZM95 258V259H94ZM112 258V259H111ZM139 258V259H138ZM170 258V259H169ZM175 258V259H174ZM188 258V259H187ZM190 258V259H189ZM196 258V259H195ZM200 258V259H199ZM232 259V261H233V263H232V261L230 262V260L229 259ZM237 258V259H236ZM247 258V259H246ZM33 259V260H32ZM49 259H52V260H49ZM62 259V260H61ZM144 259L146 260V261H144ZM180 259V260H179ZM182 259V260H181ZM207 259V260H206ZM208 259H209V261H208ZM225 261H224V260ZM235 259V260H234ZM239 259V260H238ZM243 259V260H242ZM249 259V260H248ZM37 260V261H36ZM85 262H84V261ZM104 260L105 261H107V262H109V263H107V262H104ZM120 260V261H119ZM155 260V261H154ZM161 260V261H160ZM162 260H164V261H162ZM246 260V261H245ZM253 260V261H252ZM46 261H48V262H46ZM65 261V262H64ZM70 261V262H69ZM97 261V262H96ZM101 261H102V263H101ZM115 261V262H114ZM160 261V262H159ZM173 261V262H172ZM194 261V262H193ZM196 261H197V263H196ZM200 261V262H201ZM234 261H235V263H234ZM249 261V262H248ZM251 261V262H250ZM255 261V262H254ZM38 262V263H37ZM41 262V263H40ZM72 262V263H71ZM127 262V263H126ZM154 262V263H153ZM164 262H166V263H164ZM180 262V263H179ZM187 262V263H186ZM190 262V263H189ZM224 262V263H223ZM241 262V263H240ZM247 262V263H246ZM254 262V263H253ZM34 263V264H35ZM29 264V263H28Z\"/></svg>",
    "mask_w": 264,
    "mask_h": 264
},
{
    "label": "water",
    "instance_id": "obj_3",
    "mask_svg": "<svg viewBox=\"0 0 264 264\" xmlns=\"http://www.w3.org/2000/svg\"><path fill=\"white\" fill-rule=\"evenodd\" d=\"M24 0H16L19 13L22 11V2ZM16 7V6H15ZM36 21L39 24V37H40V45L39 49L36 52L35 58L31 65L28 67L26 73L11 87L8 85L6 91L0 95V107L6 102L8 98H10L13 94L18 92L34 75L38 67L40 66L43 57L45 55L46 50V29L45 24L40 15L37 13ZM1 246V245H0ZM0 264H5V251L4 248L0 247ZM214 264H220L214 257Z\"/></svg>",
    "mask_w": 264,
    "mask_h": 264
}]
</instances>
